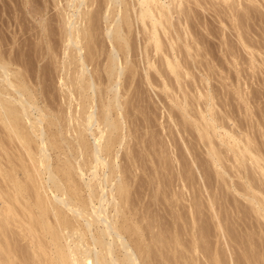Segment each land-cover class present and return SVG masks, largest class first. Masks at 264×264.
Here are the masks:
<instances>
[{"label": "rangeland", "instance_id": "1", "mask_svg": "<svg viewBox=\"0 0 264 264\" xmlns=\"http://www.w3.org/2000/svg\"><path fill=\"white\" fill-rule=\"evenodd\" d=\"M68 0H0V55L1 56H3L4 54H5V56H4V58H2V59H4V60H2L1 59V57H0V60L1 61H5V63H6V65L8 64L9 66L7 67V68H9L8 70H9V72H10V74H14V73H16V71L18 70V72L17 73H19L21 70H22V73H23V75H27V76H23L22 74H21V77H26L27 79H24L25 81H23V78L21 79V77H18V78H20V80H22V81H19V79L17 78V76H20V75H18V74H16V75H11V77H10V75H9V77H8V79L9 80H11L12 82H13V80L15 79V78H17V82L19 83V82H22V83H19V86H18V83L16 84V83H13V84H16L17 86L16 87H10V85H5L4 83H2L3 81L5 82L6 80H5V78H3V77H1L2 76V73H0V80L2 79L3 81L0 83V90H1V93H0V96L3 94V98H2V96H1V98H0V102H1V100H3L4 99V101L5 100H7V98L9 97V95H10V97L12 98V97H14V98H18V96H15V95H18V94H16V92L14 91V88H21L24 84H26V85H24L23 87H25L26 86V88H27V90L30 92V90H31V92L30 93H32V95H33V97L30 99L32 102L31 103H33V101H34V99H36V101H34V104L33 105H35L34 107H38V110H35V109H31V114H32V116L33 117H31L33 120H35L34 118H38V116L40 117V112H41V110L43 111V110H45V114L46 115H48L49 116V118L46 120H44L43 121V124H42V127H43V125L45 126L44 127V129H45V132H47L48 131V136L46 135V137L48 138V140H51V138H52V140H53V142L51 141H49L50 142V144L48 145V147L51 145H54V146H52V147H50V148H48V149H52V151L51 152H49V155L51 154L52 155V158H51V156H50V158H51V160L49 161V164H51V166H52V169L54 168V169H57V171L59 170V168H61V166L63 167V166H65V164L66 165H69V164H67L68 162H66L65 161V158H72L73 159V155H75V154H77V152H74V154L71 152L72 151V148H73V145H74V143H73V135H76L72 130H73V126H75L76 127V124H74V123H72L73 122V115H75L76 114V111H74L75 109L78 111L79 109H80V107L79 106H81V105H83L84 103H86V104H84V106H86V108H85V112H84V117H87V113L86 112H88V113H90L91 111H93V109L91 108V110H90V107L89 108H87V106H90V104H92V106H93V104L95 105V104H97V102H98V100L99 99H101L99 102L100 103H98L97 104V106L98 105H101L102 106V104L104 103V102H106L107 101V98H109L110 97V95H112L111 93H109V91L108 90H106L105 88H107V87H109L108 86V84L110 85V83L109 82H106L107 80H106V78H100L102 81L103 80H106L105 82L103 81V83H101V80H99V82L98 83H100V85H99V88L100 87H102V85L103 84H105L106 83V87H105V85H104V87L103 88H100V90L97 92L96 91V93H100L99 94V96H100V98H96V100H94V99H90L91 97H90V94L92 93V95L94 96V93L92 92V91H89V93L88 94H86V91L84 92V91H82V89L80 88V90H81V92H82V94H79V93H77V91L78 92H80L78 89L79 88H77V87H79V85H78V82L76 83L77 85H75L74 83L77 81V80H75L76 79V76H74L75 74L77 75V73H75V71L77 72V70H79L78 68H76L77 66H75L74 67V65H73V59H72V55L71 54H73V53H75V52H73V47H70V49H68V52H67V50H65V48H66V37H63V36H65V35H63L64 33H63V31L62 30H64L65 28H66V26H65V22L63 21L64 20V17H66L65 15L67 14V12L69 13V14H73V0H69L68 2H69V4H68V2H67ZM72 1V2H71ZM190 1V0H189ZM191 1H193V0H191ZM189 2V5H188V7H193V9H192V7L191 8H188V9H186L187 10V12H185V13H187L188 15V17L190 16V14L189 13H191L192 11V13H195V14H197V15H194V17L192 16H190V19H191V22H190V20H189V18L187 19V20H189V21H187V23H185V25L187 26V24L190 22V23H192V24H190L191 26H189V24H188V27H184V24L182 25L181 24V21H180V19L178 18V17H180V16H178V15H175V19H174V21L176 20V22L179 20L180 21V23H176L174 26H173V31L172 30H170L172 33H171V35H173V37H174V39H175V36L176 37H178V36H181L180 37V40L181 39H187V40H191L190 41V43L187 41H185L184 40V42H183V40L182 41H180L179 42V39L178 38H176L175 40H177L178 39V42L176 41V43H174V44H179V45H175L176 47L177 46H179V47H177L178 49H180V50H182L183 52L185 51V50H183V48L186 46V45H188V46H190L189 44H194V46H195V43H194V39H196V40H198L199 41V43L197 42V41H195V42H197V44H196V46L198 47L197 49H200V50H202V52L201 51H198V52H200L201 54H202V56H200L201 54L200 53H198L197 52V50H195L194 51V49H196V47H194L193 46V44H192V46H191V50H190V52H193V54H195V52H197L193 57H192V59L194 58L195 59V61H193V60H191V57H189V55H191V54H188V49L186 48V51L184 52V53H187V57H185L184 55V53L182 52V51H179V54L180 53H182V54H180V55H182V56H184V57H182V58H184V59H182V61L183 60H185V62H188V64L189 65H191V64H195L196 63V60H197V63H199L200 65H201V68L200 67H198V68H200L201 70H199V69H196L194 66L196 65H193V67L195 68H191L190 69V67L188 66V64H187V66L189 67H187L188 68V70H191L192 71V75H195V76H187L186 74V65H184L185 67L183 68V70L185 69V75H184V71L182 72V69H181V73H183V76H184V78H185V76H186V80L184 79V80H182L181 81V79H182V77H181V79H180V81H178L179 83H176L177 82V79L175 80V76L173 77V76H171V74H169L170 73V71L167 69H165V68H163L164 70H163V73L162 72H160L159 74L160 75H164L165 74V76L163 77V78H161V76H158V72H159V70H161L162 71V69H160V68H157L161 63H164V64H161V66L162 67H164L166 64H165V61H164V59H165V56H164V54H161V55H163V56H161L162 58H163V61L164 62H162L161 60H162V58L161 57H158V56H160V55H155V53H153V49H152V47H151V45H150V49H149V54H150V56L152 57V54H154V57H153V59L154 60H157L158 58L160 59V61L161 62H159L160 64L158 65V66H156V68L157 69H159L158 70V72H156L155 70H154V68L153 69H149V70H147L148 71V74H147V71H145V69H148V64H147V60H144V58H145V56H146V53H145V51L143 50L144 48L143 47H145V45H146V43H145V35H143V28L141 27L142 25H140V24H138L137 22H133L132 23V21H134V20H132V19H134V18H131V24H132V28H131V30L132 31H134V32H130V34H135V35H133V37H132V35H130V41H131V43L130 44H136L137 43V45L136 46H134V48H135V52H134V54H131L130 56H131V62H132V64L134 65V66H136V68L138 67V66H140V67H138L137 69H134L135 67L134 66H132V64H128V66H130V68L132 67H134L133 69L135 70H133L134 71V73H136L137 71V75L135 76V74L133 75V74H131L132 72V70H130V68H128V66L126 65V70L127 71H125L126 73H128V76L131 74L132 75V77H134V78H132V77H130L129 76V78H131L132 80H129L128 82H130L129 84H127V85H125V84H122V83H125V82H123L124 80H127V74H126V76H124L123 75V77H122V79L123 78H125L124 80H120L119 81V85L117 86V88H119V93H121V95H123V96H121V103L123 104V111H118V109L117 108H115V110L112 108V107H110V109H111V114H113V115H110L111 116V120L113 121V122H115V120H120L119 122H115L117 125H119V123H120V127H123V132H122V130L120 129V131L119 132H117V138H116V140H115V142L117 143V144H119L120 142H121V138H122V136L121 135H125V136H123V137H125V142L123 143L124 145H122L121 147L119 146V145H117V144H115L114 145V147H113V150L115 151V153H116V149H117V151H120L119 152V158L118 159H113L114 157V153H112V155L113 156H108V161L109 160H111V161H109V162H112V160L113 161H115L117 164H119L120 163V168L119 169H117L116 170V173L117 174H123L124 172V174L122 175V178H124V179H122L123 180V182L124 183H126V182H130V183H132V184H130L129 182L128 183H126L127 185H129V186H126V188H127V190H130L129 192H132V193H128V195H129V197H128V201H129V205H131V206H134V205H136V206H134V207H136V208H134V209H136V211L135 212H138L139 213V215H137L138 217H140L141 215V217H142V219L144 218V220H140L141 222H142V224L143 225H141V223H140V221L138 222V221H131L132 222V224H133V222L135 223V224H137V225H135V224H130V222H129V220L128 221H126L125 223H124V225H123V227L122 228H124L123 230H125V231H123L124 232V234H127V235H125L126 236V239H127V241L131 244V247L132 246H134V247H132L134 250H135V254L136 255H138V257H139V259H140V261H141V263L142 264H188V262L187 263H185L186 262V260L188 259V260H190V261H192V258L190 259V257H188L187 255H192L193 256V254L192 253H194V252H196V251H198L197 253L199 254L198 255V257H199V260L201 261V259H204L205 258V255H204V253H203V255H202V253H199L200 251L199 250H201L202 252H205V245H204V243H205V240L204 239H207L208 241H207V244H206V246H208L210 249H217L216 251H218V249H219V252L220 253H223V254H221V255H224V254H229L228 253V251L230 250L229 249V247H228V249H226L225 251H227V252H223L224 251V247L226 246L225 244H226V242L225 241H223L224 239L225 240H230L229 239V237L228 236H231V235H228L229 234V230H230V234H233L232 232H236V234H237V236H238V233L239 232H241L242 233V230H245L244 232H246V236H245V239H247L246 237H248V238H250L251 236H252V234H253V236H254V241L256 242V240H257V242L258 243H256L257 245H256V248L258 249L259 247L258 246H263L262 248H260L261 250V253H264V252H262V251H264V229H263V225H264V219H261V218H263V216H264V210H262L263 211V213L262 212H258L257 211V209H258V205L256 204V205H254V202H252V201H250V202H252L253 204L251 205V203L250 202H248V200H249V198H247L246 196H247V193L248 194H251V195H253V196H255L258 200H260L261 199V201L260 202H262V200H263V204H264V188H263V186H264V174L260 171V170H258V168L256 167V166H258L257 165V163L256 164H254L255 162H250V161H252L251 159H250V163L247 161V159L249 160V158H250V155H249V158H248V155H247V159H243L245 162H244V164L246 165H244V167H243V165H241L242 166V168L244 169H240V166H239V163H237L238 161H235L236 159H238L237 157H235L236 155H238V154H240V150H235V153L236 154H234L233 152H234V150H232V149H230V145L231 144H229V145H227L229 142L227 141L228 139H230V137L229 136H227L228 137V139H227V137L225 136L224 137V134H226V132L229 134V133H231V134H229L230 136H233V137H235V139L238 141V142H241V139L240 138H242L243 140H244V142H246L245 140H248V139H251L250 140V143L249 144H247V145H249V147L251 148V146H253L254 147V149L256 148L257 150H252L253 152H255L256 154H257V156H258V158L260 157L261 158V156H260V154H263L264 155V151H260V150H264L263 149V147H264V62L262 61V64H261V60H264V58L262 59V56L264 55V8H262V6L264 7V0H257V1H259V2H257L256 0H254V1H256V3L253 1V5L252 4H250V3H252V2H248L247 0H244V2H243V0H239V5H241L242 6V4L243 3H245V7L244 8H247L246 7V3H247V6H252V9H251V7H250V10L249 9H247L248 10V14L249 13H251V10H252V12L253 13H251V14H246L245 15V13L246 12H244L243 11V13H241L242 12V9H243V7L241 8V6H237L236 7V5H238L237 3H236V5L235 4H233L234 2H236V1H238V0H235L233 3H232V1L230 0L229 1V3H228V5H229V7H228V5H227V3H226V5H227V7L228 8H226V5H225V3H223V2H225L224 0H217V2H216V0H215V2H214V0H201L202 1V3L203 4H206V2H208L205 6L207 7V9L205 10V8L206 7H203L201 4H199V3H195V2ZM195 1V0H194ZM204 1V2H203ZM241 1L243 2L242 4H241ZM134 2V3H133ZM133 2H132V0H128V3H129V7H130V9H131V6H134L133 4H135V1L133 0ZM215 3L214 5H216L215 7L213 6V4H211V3ZM261 2V3H260ZM133 3V4H132ZM186 3H188V2H185V6H186ZM191 3V4H190ZM193 3H195L196 5H193ZM211 5H210V4ZM222 3V4H221ZM231 3L235 6V11H233V6L231 5ZM254 3H255V5L257 6H255L254 5ZM197 4H199V5H201L200 7L199 6H197ZM220 4V5H219ZM223 4H224V6H223ZM249 4V5H248ZM261 4V5H260ZM95 6H96V4H95ZM94 6V7H95ZM197 6V7H196ZM254 6V7H253ZM195 7V8H194ZM211 7V8H210ZM222 9H221V8ZM231 7H232V11H233V13L235 14V13H237V11L239 12V10L241 11V12H239V14H241V16H243L244 18H246V17H250V18H247L246 20H245V23L247 22V20H249L248 21V23H246V26H247V24L249 25V26H247V27H249L250 28V26H251V23H252V28H250L251 29V33H247V30L249 31L250 29H247V27H245V31H246V33L248 34L247 36H246V34H245V38H244V40H247V42H248V40H252L253 41V44H252V41L250 42V44L251 45H254V46H252L251 47V45H249V43L247 44V42H246V44H247V48H245L242 44H241V42H240V44H238L237 43V40L238 39H236L237 37H235L234 36V34H236L235 32H236V30H234V32H233V34H232V29L231 28H234V26H232V23L233 22H229L228 23V21H231V15L233 14L232 13V11L230 10L231 9ZM96 8V7H95ZM95 8H93V11H95ZM199 8V9H198ZM204 9V11H203V9ZM254 8H256L257 10H259L260 8H262V9H260V15H259V13H257V10L256 9H254ZM198 9V10H197ZM215 9H217V12H216V10ZM218 9L219 10H222L223 12L221 13L222 14V17L220 16H218V12H220V11H218ZM228 9V10H227ZM201 10V11H200ZM245 11H247L246 9H244ZM255 10H256V12H255ZM67 11V12H66ZM191 11V12H190ZM194 11H197V13L196 12H194ZM208 11V13H206ZM224 11H231V12H229V13H231V15L228 13V12H224ZM213 12H216V13H218L217 15H216V13L214 14ZM64 13H65V15H64ZM191 13V14H192ZM254 13H255V15H254ZM220 14V15H221ZM243 14V15H242ZM263 14V15H262ZM61 15V16H60ZM193 15V14H192ZM199 15V16H198ZM203 15V16H202ZM215 15V16H214ZM224 15V16H223ZM227 15H230V16H227ZM236 16L238 15V13L237 14H235ZM248 15V16H247ZM253 16V17H251V16ZM201 16V18H199ZM219 17V18H217V17ZM240 15H238V17L239 18H242L243 19V17H241ZM256 16H257V18H256ZM133 17H135V16H133ZM204 17V18H203ZM209 17V18H208ZM227 18V22L225 23V21L223 22L221 19H223L224 20V18ZM262 19H261V18ZM61 18H63V20L61 19ZM254 20H253V19ZM255 18L258 20H255ZM192 19H195V20H193L192 21ZM206 19V20H205ZM210 21H209V20ZM214 21H213V20ZM241 19V20H242ZM197 20V21H196ZM203 20V21H202ZM241 20H239L238 19V22L237 23H242V21ZM251 20H252V22H251ZM261 20V21H260ZM173 21V22H174ZM199 21V22H198ZM241 21V22H240ZM253 21H254V23H253ZM62 22V23H61ZM196 22V24L199 26H195V23ZM201 22V23H200ZM207 22V23H206ZM223 22V23H222ZM249 22H250V24H249ZM255 22L257 23V24H255ZM259 22V23H258ZM105 23V24H104ZM199 23L201 24V25H199ZM220 23V24H219ZM244 23V22H243ZM242 23V24H243ZM245 23L243 24V25H245ZM261 23V24H260ZM101 24H103L102 25V28H100V29H104L105 30V28H107V23L106 22H101ZM101 24H100V27H101ZM178 24V25H177ZM210 24V25H209ZM212 24V25H211ZM224 24V25H223ZM226 24V25H225ZM231 24V25H230ZM241 24V25H242ZM261 26H260V25ZM134 25V26H133ZM140 25V28H142V29H140L138 26ZM180 25V27L181 26H183L184 28H186V30L184 31L183 30V27H181L182 28V30L184 31H182V33H181V35H179L178 33H179V31L181 30L180 29V27H178V30H177V27L176 26H179ZM234 25V24H233ZM241 25H240V27H241ZM257 25H259V26H257ZM137 26V27H136ZM202 26V27H201ZM214 26V27H213ZM220 26V27H219ZM226 26H229V27H226ZM232 26V27H231ZM190 27H192V28H194V29H196V28H199V29H196V30H194V29H192V30H190V32L192 31V32H194V31H196V32H194V34L195 35H193V34H191V33H189V31H187ZM206 27H208V28H206ZM218 27V28H217ZM223 27V28H222ZM43 28V29H42ZM64 28V29H63ZM136 28V29H135ZM139 28V29H138ZM174 28H176V29H174ZM188 28V29H187ZM203 28V29H202ZM217 28V29H216ZM242 29H243V27H241ZM262 28H263V30H262ZM23 29V30H22ZM45 29V30H44ZM138 29V30H137ZM170 29H172L171 27H170ZM220 31H219V30ZM222 29V30H221ZM241 29V30H242ZM253 29L255 30L254 32H253ZM175 30V31H174ZM201 30V31H200ZM213 32H212V31ZM227 31V32H224V31ZM241 31L242 33L243 32H245V31ZM262 30V31H261ZM44 31V32H43ZM46 31V32H45ZM102 31V30H101ZM101 31H99V32H101ZM169 30H168V32H170ZM178 31V33H176ZM188 32L187 34H188V36H190V39H188L186 36H185V32ZM198 31V32H197ZM206 33H205V32ZM137 32V33H136ZM141 32V33H140ZM161 32H162V30H161ZM174 32V33H173ZM222 32V33H221ZM63 33V34H62ZM138 33H140V35L138 34ZM203 33V34H202ZM205 33V34H204ZM208 33V34H207ZM216 33H218V34H216ZM223 33H224V35H223ZM228 34V36L226 35V34ZM46 34V35H45ZM48 34V35H47ZM137 34V35H136ZM143 36H142V35ZM175 34V35H174ZM177 34V35H176ZM182 34H184V36H182ZM191 34V35H190ZM197 34V35H196ZM203 35L202 37H200L201 35ZM230 34V35H229ZM161 35H163V36H161L163 39H165V41L163 40L162 42H165V45L164 46H166V45H170V40L172 41L173 40V38L171 39V35H167V34H165V35H167V36H165L164 35V33L163 34H161ZM208 35V36H207ZM210 35V36H209ZM211 35H213V36H211ZM218 35V36H217ZM226 35V36H225ZM253 35V36H252ZM263 35V36H262ZM44 36V37H43ZM140 36H142V37H140ZM164 36H165V38H164ZM197 37V38H195V37ZM199 36V37H198ZM208 37L207 38V40H210V41H205L206 40V37ZM218 38H216V37ZM221 36H225L224 37V40H225V38L227 37L228 38V40H229V42H231L230 44L229 43H227L228 42V40H227V38H226V40L227 41H223L222 39H223V37L221 38ZM234 36V37H233ZM43 37V38H42ZM62 37V38H61ZM102 37V36H101ZM166 37H168V38H166ZM169 37H170V40H168L169 39ZM192 37V38H191ZM205 37V38H204ZM247 37H250V38H247ZM260 37H262V38H260ZM41 38V39H40ZM63 38H65V39H63ZM194 38V39H193ZM199 38V39H198ZM201 38H203V39H201ZM247 38V39H246ZM256 38V39H255ZM15 39V40H14ZM43 39V40H42ZM47 39V40H46ZM133 39H134V41H135V43H134V41H133ZM142 39V40H141ZM200 39H201V41H202V43H201V45H202V47L200 48L199 46H201V45H199L200 44ZM215 39V40H214ZM260 39H261V41H263V43L260 41ZM45 40V41H44ZM65 42H64V41ZM166 40H168V41H166ZM175 40H173V42H175ZM221 40V41H220ZM233 40V41H232ZM256 40V41H255ZM257 40H259L258 42H257ZM47 41H49V42H47ZM133 41V42H132ZM142 41V42H141ZM205 41V42H204ZM214 41V42H213ZM255 41V42H254ZM25 42V43H24ZM47 42V43H46ZM140 42L142 43V44H140ZM166 42H168V43H166ZM186 42V44H184ZM204 42V43H203ZM207 42H208V44H207ZM221 42H226L227 43V46L229 47V45H230V47L228 48V47H225L226 46V43L225 44H223V46H224V48H226V51L222 48L223 46L221 45ZM234 42H235V44H234ZM238 42H239V40H238ZM245 42V41H244ZM260 42V43H259ZM24 45H23V44ZM144 43V44H143ZM210 43V44H209ZM216 43V44H215ZM219 43V44H218ZM257 45L256 47L257 48H253V47H255V44ZM262 43V44H261ZM48 46H47V45ZM65 44V45H64ZM164 44V43H163ZM206 44V45H205ZM214 44V45H213ZM229 44V45H228ZM234 44V46H231V45H233ZM236 44H237V46H236ZM22 45V46H21ZM28 45V46H27ZM35 45H37V46H35ZM183 45V46H182ZM199 45V46H198ZM221 45V46H220ZM252 48H250L249 46ZM261 47H260V46ZM19 46V47H18ZM183 47V48H180V47ZM207 46H209V50L210 51H213L212 52V58L211 57H207V56H209V55H207L209 52V50H208V47ZM215 48H214V47ZM219 46V47H218ZM240 48H239V47ZM20 47L22 48V50H23V52H21V53H18V50H20L21 51V49H20ZM38 47H39V49H38ZM40 47H42L41 49H40ZM221 47V48H220ZM233 47V48H232ZM238 47V49H236ZM242 47H244V51L243 52H248V51H250V52H248V54L249 53H252V52H255V55H253V56H255L256 58H254V59H256V61H254V59L251 57L252 56V54H249V57L251 58V59H253V60H251L250 58H247L246 57V61H248L247 59H250L249 60V63L250 62H252V64L250 63V64H248V62H246L245 63V61L243 60L244 58L242 57V56H240V55H243V54H245V53H243L242 54V50H243V48ZM17 49V51H16V49ZM72 48V49H71ZM139 48H141L140 50H139ZM203 48V49H202ZM205 48L208 50H205ZM214 48V49H213ZM218 48V49H217ZM228 48V49H227ZM230 48H232L231 50L232 51H230V53L233 55H231V54H229V52L227 51V50H229ZM235 48V49H234ZM249 48L251 49V50H249ZM259 48H260V50H259ZM49 49V50H48ZM137 49V50H136ZM185 49V48H184ZM225 51V54H224V52L222 51ZM245 49H246V51H245ZM256 49H258V50H256ZM15 50V51H14ZM40 50V51H39ZM47 52H46V51ZM142 50L144 51V53L142 52ZM166 50H167V46H166ZM193 50V51H192ZM239 54H236V52ZM248 50V51H247ZM253 50V51H252ZM13 51V52H12ZM19 51V52H20ZM39 51V52H38ZM43 51H45V52H43ZM64 51L65 52H67V53H69L68 54V56H67V54H66V56H64L65 55V53H64ZM71 53H70V52ZM104 51H106L105 49H104ZM141 51V52H140ZM152 51V53H150ZM168 51V50H167ZM204 51V52H203ZM205 51L206 52H208V53H205ZM216 51V52H215ZM233 51H234V53H235V55L237 56H234V53H233ZM240 51H241V54H240ZM3 52H4V54H3ZM6 52V53H5ZM12 53V55H11V53ZM15 52V53H14ZM27 52V53H26ZM36 52V54H34ZM41 52H43V53H41ZM221 52V53H220ZM259 52H262V53H259ZM16 53H18V54H16ZM22 53H26V54H24V56L22 55ZM204 53V54H203ZM215 54V56H213L214 54ZM229 54V56H230V58L232 59H230L231 61H234L233 63H234V65L235 66H237L236 68L235 67H233V65H232V62L229 60V56H228V54ZM259 53V54H258ZM7 54H8V56H9V58L7 57ZM136 54V55H135ZM145 56H144V55ZM184 54V55H183ZM192 54V55H193ZM198 54V55H197ZM210 54V53H209ZM217 54H219V55H217ZM223 54V55H222ZM247 54V55H248ZM261 54V55H260ZM37 55V56H36ZM41 55V56H40ZM69 55H71L72 57H70ZM74 55V54H73ZM135 55V56H134ZM138 55V56H137ZM205 55H207V56H205ZM217 55V56H216ZM257 55V56H256ZM260 55V56H259ZM13 58H11V57ZM19 56V57H18ZM36 56V57H35ZM104 56V55H103ZM156 56L158 57V58H156ZM197 56L199 57V59L197 58ZM205 56V57H204ZM221 56V57H220ZM239 56H240V58L241 59H239ZM245 56H246V54H245ZM20 57H22L23 59H21ZM69 57V58H68ZM203 57V58H202ZM206 57L208 58V60H209V58L211 59V62H215V64H213V63H209V65H206L208 62H206V61H208V60H206ZM216 57H219V58H216ZM233 57V58H232ZM260 57H261V59H260ZM264 57V56H263ZM17 58V59H16ZM66 58V60H63V59H65ZM104 58H105V56H104ZM106 58H107V56H106ZM135 58H136V60H135ZM156 58V59H155ZM188 58V59H187ZM190 58V59H189ZM197 58V59H196ZM216 58V59H215ZM228 58V59H227ZM236 58H238V59H236ZM243 58V59H242ZM8 59V60H7ZM70 59H72V60H70ZM141 59V60H140ZM143 59V60H142ZM146 59V58H145ZM180 59H181V57H180ZM186 59H187V61H186ZM201 59H203V61L205 62V67H204V63H200V62H202V60ZM259 59H260V61H259ZM14 60V61H13ZM15 60H18V62L17 61H15ZM21 60V61H20ZM24 60V61H23ZM103 61V63L105 62V59L103 60V58L101 59L100 58V63ZM188 60H190V61H188ZM199 60V61H198ZM201 60V61H200ZM213 60V61H212ZM218 60V61H217ZM220 60V61H219ZM224 60L226 61V62H224ZM230 61L231 62V64L230 63H228V61ZM240 61L241 62V64H240V62H238V61ZM8 63H7V62ZM11 61H13V62H11ZM70 61V63H68V62ZM133 61H135V63H133ZM139 61V62H138ZM145 61V62H144ZM158 61V60H157ZM222 61H223V63H222ZM236 61V62H235ZM3 62H1V63H3ZM12 64H11V63ZM15 62H17V63H15ZM66 62V63H65ZM71 62H72V66L70 65L71 64ZM99 62V61H98ZM145 64H144V63ZM154 62H156V61H154ZM184 62V61H183ZM184 62V64H186ZM189 62H192L191 64L189 63ZM255 62H257V63H255ZM20 63V64H19ZM63 63V64H62ZM103 63L102 64H99V63H92V62H90V68H89V70H90V72L91 71H93V70H95V73H96V75H97V73H98V78H97V80L99 79V70H103V69H105V66L103 65ZM138 63V64H137ZM140 63V64H139ZM219 63V64H218ZM225 63V64H224ZM235 63H237L238 65H236ZM244 63V64H243ZM23 64V65H22ZM65 64H67V65H69V66H65ZM137 64V65H136ZM158 63L156 62V65H157ZM219 66H218V65ZM17 65V66H16ZM76 65V64H75ZM96 65V68L94 67ZM97 65H98V67H97ZM99 65H102V67H104V68H102L101 66H99ZM142 65V66H141ZM147 65V66H146ZM164 65V66H163ZM200 65H196V66H200ZM211 65H213L212 66V68H211V72H210V74L209 75H207L209 72V68L211 67ZM216 67H215V66ZM221 65V66H220ZM227 65V66H226ZM244 65V66H243ZM249 65V66H248ZM251 65H254V66H251ZM255 65H257V66H255ZM259 65H260V67H259ZM261 65H263V66H261ZM24 68H22V67ZM65 68H64V67ZM71 66V67H70ZM94 67L93 68V70H92V67ZM145 67V69H144V67ZM206 66H210L209 68L207 67L206 68ZM224 66V67H223ZM247 68H246V67ZM11 67V68H10ZM43 67H45V69L43 68ZM66 67H67V69H66ZM101 69H100V68ZM203 67L204 68H206L207 70H205V69H203ZM213 67L214 68H216V70L215 71H217L218 72V74L219 75H217V72H214L213 73V71H214V69H213ZM223 67V68H222ZM230 67V68H229ZM251 67V68H250ZM76 70H75V69ZM143 68V69H142ZM155 68V69H156ZM218 68V69H217ZM220 68V69H219ZM228 68V69H227ZM239 69V71H238V69ZM20 69V70H19ZM25 69H26V71H25ZM42 69V70H41ZM74 69V70H73ZM98 69V70H97ZM156 69V70H157ZM226 69V70H225ZM231 69V70H230ZM240 69L242 70V71H240ZM251 69V70H250ZM253 69V70H252ZM255 69V70H254ZM102 70H101V73H102ZM165 70L166 71H168L167 72V74H166V72H165ZM196 70V71H195ZM202 70H204L203 72H202ZM219 70V71H218ZM221 70V71H220ZM229 70V71H228ZM25 71V72H24ZM41 71V72H40ZM44 71V72H43ZM96 71H98V72H96ZM128 71H130V73L128 72ZM141 71V72H140ZM143 71H145V72H143ZM208 73H207V72ZM224 71V72H223ZM240 73V74H237L238 72ZM244 71H246V72H244ZM249 71V72H248ZM73 72L75 73L74 75H73ZM149 72H150V74H151V80L149 79L148 80V77H150L149 75ZM152 72V73H151ZM165 72V73H164ZM222 72V73H221ZM21 73V72H20ZM19 73V74H20ZM69 73V74H68ZM94 72H92V74H93ZM94 73V74H95ZM195 73V74H194ZM198 73V74H197ZM214 75H213V74ZM221 73V74H220ZM45 74V75H44ZM91 74V73H90ZM139 74V75H138ZM141 74H143V75H141ZM148 76H147V75ZM157 74V75H156ZM191 74V73H190ZM155 75V76H154ZM166 75H167V77H168V80H167V78H166ZM182 75V74H181ZM189 75V74H188ZM207 77H206V76ZM220 75H221V78H220ZM222 75H224V76H222ZM227 75V76H226ZM228 75H230L229 77H228ZM240 75V76H239ZM16 76V77H15ZM69 77V79H68V77ZM74 76V79L73 78H71V77H73ZM140 76V77H139ZM170 76V77H169ZM211 76H212V78H211ZM215 76V77H214ZM218 76H219V78H218ZM233 76H237L236 78L235 77H233ZM246 76V77H245ZM13 77V78H12ZM39 77H41V78H39ZM94 77L96 78V76L94 75ZM147 77V78H146ZM156 77V78H155ZM210 79H209V78ZM231 77V78H230ZM166 78V79H165ZM172 78H174L173 80H172ZM208 78V79H207ZM214 78V79H213ZM216 78V79H215ZM240 78V79H239ZM13 79V80H12ZM139 79V80H138ZM140 79H142V80H140ZM145 79V80H144ZM155 79H158V80H155ZM165 79V80H164ZM213 79V80H212ZM223 79V80H222ZM26 80H27V82H26ZM71 80V81H70ZM75 80V81H74ZM97 80H96V82H97ZM170 80L172 81L171 83H173V84H171L170 83ZM175 80V81H174ZM220 80V81H219ZM15 82H16V80H14ZM66 81V82H65ZM138 81V83H136ZM145 81H147V83L145 82ZM164 81V82H163ZM167 81V82H166ZM184 81V82H183ZM197 81V82H196ZM226 81V82H225ZM235 81V82H234ZM239 81V82H238ZM7 82V81H6ZM74 82V83H73ZM127 82V83H128ZM135 82V83H134ZM156 82V83H155ZM161 82V83H160ZM168 82H169V84H168ZM183 82V83H182ZM194 82V83H193ZM199 82V83H198ZM211 82V83H210ZM24 83V84H23ZM68 83V84H67ZM97 83V84H98ZM153 83V84H152ZM155 83V84H154ZM158 83H159V86H158ZM163 83H165V85H167V86H165L164 87V85H163ZM167 83V84H166ZM181 83V85H179ZM185 83V84H184ZM197 83H198V87H197ZM202 83V84H201ZM204 83V84H203ZM223 83V84H222ZM1 84L2 85H5V86H1ZM6 84H8V83H6ZM21 84H23L22 86H21ZM65 86H64V85ZM70 84V85H69ZM121 84V85H120ZM142 84V85H141ZM148 84V85H147ZM151 84V85H150ZM176 84V85H175ZM233 84V85H232ZM31 85V86H30ZM66 85H69V86H66ZM125 85V86H124ZM130 85H132L131 87H130ZM138 85V86H137ZM154 85V86H153ZM160 85H161V87H160ZM186 87H185V86ZM200 85H204L203 87L202 86H200ZM213 85V86H212ZM73 86H75L76 87V89L77 90H75V87H74V90H75V93L73 94V92H74V90L72 89L73 88ZM97 86V88H98V85H96ZM129 86V87H128ZM137 86V87H136ZM170 86H172V89H170L171 87ZM181 86V88L182 89H180V88H178V87H180ZM189 86H191V87H189ZM206 86H207V88H206ZM224 86V87H223ZM233 86V87H232ZM2 87V88H1ZM6 87H8V88H6ZM129 88L128 90L126 89V88ZM168 88L167 89V91L165 90V89H163V88ZM177 87V88H176ZM185 89H184V88ZM193 87H194V89H193ZM214 87V88H213ZM229 87V88H228ZM232 87V88H231ZM239 87V88H238ZM4 88H5V91H4ZM11 88H12V91L14 92H12L11 91ZM29 88H31V89H29ZM40 88V89H39ZM70 88V89H69ZM98 88V89H99ZM124 88V89H123ZM153 88H155V89H153ZM173 88L176 90H173ZM206 88V89H205ZM218 88V89H217ZM221 88V89H220ZM225 88V89H224ZM2 89H3V91H4V93H3V91H2ZM6 89L8 90V89H10V90H8V92H10V93H8L7 91H6ZM33 89V90H32ZM67 89V90H66ZM97 89V90H98ZM101 89H105L104 90V92L103 93H101L100 91H101ZM122 89V90H121ZM135 89H136V91H135ZM169 89H170V91H169ZM185 91H184V90ZM192 89V90H191ZM200 91H199V90ZM202 89H203V91H202ZM227 89V90H226ZM141 90V91H140ZM183 90V91H182ZM188 90V91H187ZM208 90V91H207ZM209 90H210V92H209ZM221 90V91H220ZM224 90V91H223ZM122 91V92H121ZM130 91V92H129ZM134 91V92H133ZM138 91V92H137ZM145 93H144V92ZM172 91V92H171ZM182 93H181V92ZM215 91V92H214ZM12 92V93H11ZM67 92V93H66ZM69 92V93H68ZM80 92V93H81ZM108 92V96L107 95H105V96H103L104 94H106ZM166 92V93H165ZM170 92V93H169ZM179 92V93H178ZM193 92V93H192ZM199 92V93H198ZM202 92V93H201ZM217 92V93H216ZM222 92V93H221ZM5 93L7 94L6 96H5ZM95 93V94H96ZM123 93V94H122ZM125 93V94H124ZM133 93V94H132ZM142 93V94H141ZM207 93H209L210 94V97H209V95L207 94ZM215 93V94H214ZM12 94V95H11ZM14 94V95H13ZM84 94V97H83V100L81 99H78V98H81V96ZM101 94H102V96L103 97H105L106 98V100L104 101L103 99L104 98H102L101 97ZM130 94H132V95H130ZM168 94V95H167ZM177 94V95H176ZM179 94V95H178ZM217 94V95H216ZM35 95H37V96H35ZM78 95V97H77V99L78 100H80L82 103H83V101H84V98H86V99H90L88 102H90V103H88L87 101H86V99H85V101H84V103L82 104H80V101H78L74 96H77ZM87 95H89V98L88 97H86ZM127 95V96H126ZM140 95V96H139ZM177 97H175V96ZM196 97H195V96ZM206 95H208V96H206ZM8 96V97H7ZM98 96V95H97ZM98 96V97H99ZM169 96H171V97H169ZM174 96V97H173ZM188 96V97H187ZM6 97V98H5ZM28 97V96H27ZM35 97V98H34ZM75 98V99H73V98ZM187 97V98H186ZM192 97V98H191ZM208 97H209V99H208ZM14 98H12V99H14ZM29 98H30V96H29ZM130 98V99H129ZM138 98V99H137ZM181 98V99H180ZM189 98V99H188ZM204 98V99H203ZM98 99V100H97ZM109 99H112V98H109ZM194 99V100H193ZM200 99V101H198ZM243 99H245V102H244V100ZM127 100H128V102H127ZM130 100V101H129ZM135 100V101H134ZM185 100H186V102H185ZM190 100V101H189ZM193 100V101H192ZM210 100L212 101V102H210ZM78 101V102H77ZM94 101V102H93ZM103 103H102V102ZM109 101V100H108ZM125 101V102H124ZM204 101V102H203ZM247 101V102H246ZM110 102L112 103L113 102V100H110ZM124 102V103H123ZM177 102V103H176ZM184 102V103H183ZM194 102H196V103H194ZM206 102V103H205ZM209 102V103H208ZM37 103V104H36ZM79 103V104H78ZM89 105H88V104ZM108 103V102H107ZM187 103H189V104H187ZM191 103V104H190ZM200 103H202L201 105H200ZM211 103V104H210ZM248 105H247V104ZM14 104V103H13ZM12 104V105H13ZM113 104V103H112ZM112 104H110V105H112ZM182 104V105H181ZM203 104H204V106H203ZM128 105H130V106H128ZM135 105H137V106H134ZM186 107H185V106ZM197 105V106H196ZM209 105H212V110H210V109H208L209 108ZM215 105V106H214ZM14 106V105H13ZM79 108H78V107ZM96 106V105H95ZM97 106L95 107V108H97ZM101 106H98L99 108H97L96 110H95V112L96 113H98V111H99V113H100V116H102L101 114H102V112L104 113V111L106 110L105 109V107H101ZM178 106V107H177ZM181 106H184L185 107V110L187 109V107H188V111L186 110V111H184V112H182V110H183V107H181ZM198 106H201V107H198ZM208 108H207V107ZM102 108V112H100L101 110H99V109H101ZM115 107V106H114ZM191 107H193V108H191ZM197 107V108H196ZM205 107V108H204ZM40 108V109H39ZM103 108L105 109V110H103ZM180 108V109H179ZM83 109V108H82ZM87 109V110H86ZM182 109V110H181ZM194 109V110H193ZM113 110V111H112ZM181 110V111H180ZM193 110V111H192ZM195 110H197L196 112H194ZM210 110V111H209ZM74 111V112H73ZM90 111V112H89ZM213 111V112H212ZM44 112V111H43ZM71 112V113H70ZM113 112V113H112ZM120 112V114H121V116L118 114ZM83 113V112H82ZM86 113V114H85ZM98 113V114H99ZM129 113V114H128ZM188 113V114H187ZM192 113V114H191ZM196 113V114H195ZM200 113V114H199ZM67 114V115H66ZM71 114H72V116H71ZM123 114H124V116H123ZM204 114L206 115V117H213L215 120V122H217V123H214V126H215V124H216V126H215V128H216V130H215V128H214V126H213V130H212V135L210 136V139L213 141L212 143H211V141H210V146H211V144H213L211 147L212 148H214V149H216V151L218 150L219 151V153H220V155H221V160H223V162L222 161H220V164H216L215 162H214V160H213V158L212 157H210V155H208L209 154V145H207V144H209L207 141L208 140H202L201 139V137H200V133H199V128H201V129H204L205 128V126H203L204 128H202V125H206V121H204V120H202V117L201 116H204ZM117 115V116H116ZM186 115V116H185ZM189 115V116H188ZM213 115V116H212ZM35 116V117H34ZM82 117H83V114L81 115ZM81 117V118H82ZM83 117V118H84ZM123 117H125V118H123ZM58 118H60V120L58 119ZM82 118V119H83ZM113 118V119H112ZM53 121H56V119H57V122L58 123H60V121L62 122V123H60V124H58L57 122L55 123V122H53ZM70 121H69V120ZM115 119V120H114ZM125 119V120H124ZM66 120V121H65ZM124 120V121H123ZM197 120V121H196ZM200 122H199V121ZM50 121H52L53 122V124L54 125H56L55 127H53L54 125L52 124V122H50ZM127 121V122H126ZM210 121V120H209ZM220 121V122H219ZM0 122H1V120H0ZM23 122V121H22ZM24 122H26L25 123V127H27V129H28V121L26 120V121H24ZM23 122V123H24ZM46 122V123H45ZM69 122H70V125H69ZM74 122H77V120L76 121H74ZM122 122H123V124H122ZM126 122V123H125ZM197 122V123H196ZM22 123V124H23ZM151 123V124H150ZM203 123V124H202ZM221 123H222V125H221ZM1 124V123H0ZM47 124H50V125H48L47 126ZM52 124V125H51ZM65 124V125H64ZM68 124V125H67ZM72 124V125H71ZM24 125V124H23ZM123 125V126H122ZM125 125V126H124ZM196 125H198V126H196ZM0 126H2V125H0ZM51 127V131H49L50 130V128L48 129V127ZM57 126H62V128L60 127H57ZM65 126V127H64ZM201 126V127H200ZM221 126V127H220ZM53 127V128H52ZM72 127V128H71ZM199 127V128H198ZM218 127V128H217ZM227 129H225V128ZM2 128H3V126H2ZM57 128V129H56ZM26 129V130H27ZM60 129V131H63V132H61L60 133V131L59 132H56V130H59ZM65 130V132H64V130ZM69 129H71V131L70 132H68V130ZM96 129V128H95ZM0 130H2L1 129V127H0ZM3 130H4V128H3ZM2 130V131H3ZM150 130V131H149ZM162 130V131H161ZM221 130V131H220ZM223 130V131H222ZM96 131V130H95ZM1 132V131H0ZM6 132V131H5ZM4 132V133H5ZM53 132V133H52ZM57 134H56V133ZM224 132V133H223ZM3 133V134H4ZM58 133H60L59 135H61L60 137L62 138V140L64 141H62L61 140V138L58 140V138H59V135H58ZM72 133H74V134H72ZM118 133H119V136H118ZM121 133H123V134H121ZM3 134L2 133H0V136L2 135V137H3ZM6 134V133H5ZM54 134H55V137H54ZM85 134V133H84ZM51 135H53V136H51ZM62 135H63V137H62ZM72 135V136H71ZM116 135H115V137H116ZM223 135V136H222ZM244 135V136H243ZM6 136V135H5ZM5 136L3 137V138H5ZM58 136V137H57ZM85 140H86V142H87V144H88V142L89 141H93V139L94 138H92L91 136H88V134L86 135L85 134ZM0 138V140L1 141H5V139H6V142H7V138H5V139H3V138ZM90 137V138H89ZM119 137V138H118ZM220 137H221V139H220ZM224 137V138H223ZM247 137V138H246ZM50 138V139H49ZM56 138V139H55ZM64 138V139H63ZM86 138H88V139H86ZM68 139V140H67ZM90 139V140H89ZM118 139V140H117ZM121 139V140H120ZM222 139H224V140H226V143H225V141L224 140H222ZM233 138L231 137V139L229 140L230 141V143H233L232 140ZM56 140L60 143L61 141L63 142V144L62 145H66L67 144V146L68 147H66V146H63L62 147V145L61 144H59L58 146L59 147H62L61 149L60 148H58V149H60V150H57V145H56ZM69 141V142H71L72 144H68V142H66V141ZM84 140V141H85ZM88 140V141H87ZM120 140V141H119ZM127 140V141H126ZM243 140H242V142H241V144L240 143H238L240 146V148H242V149H244V147L246 146V144L243 142ZM254 140V141H253ZM37 141V142H36ZM253 141V142H252ZM6 142H4V143H6ZM61 142V143H62ZM207 142V143H206ZM249 142V141H248ZM248 142H246V143H248ZM254 142H255V144H257V146L254 144ZM16 142H12V144H10L9 145V147L8 148H10L11 147V145H13L12 146V148H15L16 147V149H17V145H18V143H17V145H15V147H14V144H15ZM34 144L35 143H38V145L40 146V142H38V140H35V142H33ZM32 143V145H34ZM53 143V144H52ZM90 143H91V145H90ZM88 145L89 146H92L94 143H92V142H90ZM168 145H167V144ZM253 143V144H252ZM150 144V145H149ZM155 146H154V145ZM244 144H245V146H244ZM250 144H251V146H250ZM20 145V144H19ZM18 145V149H17V154L19 155V156H21V155H23L26 151L25 150H23V148L21 147V150L19 149V147L21 146H19ZM36 145V144H35ZM38 145H36V147L38 146ZM61 145V146H60ZM70 145H71V147H70ZM6 146H8V145H6ZM119 146V147H118ZM148 146V147H147ZM157 146V147H156ZM215 146V147H214ZM244 146V147H243ZM34 148H36L35 146H33ZM116 147V148H115ZM150 147V148H149ZM161 147H163V148H161ZM252 147V148H253ZM260 147H262V148H260ZM6 148V147H5ZM12 148H11V152H12ZM37 148H39V147H37ZM56 149V151H55V149ZM71 148V150H69ZM149 148V149H148ZM159 148V149H158ZM2 149V148H1ZM16 149H13V150H16ZM152 149H154V150H152ZM164 149V150H163ZM235 149H237V148H235ZM260 149V150H259ZM10 150V149H9ZM18 150H20L21 151V153L23 152V151H25L23 154H21V153H18V152H20V151H18ZM23 150V151H22ZM221 150V151H220ZM2 151V150H1ZM50 151V150H49ZM130 151V152H129ZM146 151H148V152H146ZM152 151V152H151ZM217 151V152H218ZM239 151V152H238ZM257 151H259L260 152V154H258L257 153ZM10 152V151H9ZM14 152V151H13ZM11 153V155H13L14 157H15V153ZM72 153V155H71V153ZM151 152V153H150ZM228 152H229V154H228ZM129 153V154H128ZM15 154V155H14ZM66 154H67V156H66ZM69 154V155H68ZM140 154V155H139ZM149 154H150V156H149ZM152 154V155H151ZM223 154V155H222ZM228 154V155H227ZM16 156L15 158H17V159H15V160H12V159H14V157L13 158H11V160L13 161V162H15L16 160L18 161V162H16L15 164H17V163H19V165L20 164H22V162H26L27 161V159L26 158H23V157H26L25 156V154L23 155V156H21V157H19V156ZM133 155V156H132ZM143 155H145V156H143ZM146 155H147V157H146ZM59 156V157H58ZM69 156V157H68ZM76 156V155H75ZM222 156H223V158H222ZM12 157V156H11ZM104 157H106L107 158V154H105L104 155ZM112 158V159H110V158ZM150 157V158H149ZM235 157V159L233 160V158ZM241 157V156H240ZM263 158H261V159H263L264 160V156H262ZM18 158H19V160L22 158V160L23 159H26V161L25 160H23V161H19L18 160ZM88 159H90L91 160V158H89V157H87ZM259 158V159H260ZM58 159V160H57ZM128 159H129V161H128ZM133 159V160H132ZM55 160V161H54ZM71 160V159H70ZM87 160V159H86ZM90 160H87L88 161V163H90ZM118 160V161H117ZM135 160V161H134ZM262 160V161H263ZM51 161H52V163H51ZM80 161V160H79ZM121 161V162H120ZM247 161V162H246ZM21 162V163H20ZM64 162H66L65 164H63ZM71 162H73V161H71ZM82 163H83V161H81ZM114 162V163H115ZM131 162V163H130ZM224 163V165L222 164V163ZM28 163V165H29V161L27 162ZM27 163H23V164H27ZM116 163H115V165H116ZM126 163V164H125ZM134 163V164H133ZM161 163V164H160ZM232 163V164H231ZM237 165H236V164ZM248 164V166H247V164ZM264 163V161L262 162V164ZM57 164V165H56ZM63 164V165H62ZM113 164V162L111 163V165ZM251 164V165H250ZM253 164V165H252ZM184 165V166H183ZM219 165H220V168H219ZM236 165V166H235ZM112 166H114V164L112 165ZM111 166V167H112ZM130 166H131V168H130ZM132 166H134V167H132ZM136 166V167H135ZM161 166V167H160ZM182 166V167H181ZM225 166V167H224ZM30 167H31V165H30ZM57 167H59V168H57ZM89 168L91 167V166H88ZM88 167H85V176H84V181L82 180H80V177L79 176H77L78 174H75L76 173V171L75 170H73V169H71L70 171H72V173H74V171H75V173H74V176H77V177H75L76 178V181H78V183H80V184H84L85 183V181L86 182H88V180H90L91 179V177H92V174H91V172H90V170H89V168ZM125 167V168H124ZM144 167V168H143ZM149 167V168H148ZM163 167H164V169H163ZM181 167V168H180ZM234 167V168H233ZM236 167H238V168H236ZM247 167H249V169L247 168ZM32 169H33V167H31ZM65 168V167H64ZM63 168V169H64ZM87 168V169H86ZM113 168V167H112ZM129 168V169H128ZM158 168V169H157ZM167 168V169H166ZM219 168V169H218ZM236 168V169H235ZM252 168H254L255 170L253 171V169ZM53 169V171L54 172H57V171H55ZM120 169H122V171L120 170ZM127 169H128V171H127ZM152 169V170H151ZM181 169V170H180ZM185 169V170H184ZM226 169V170H225ZM237 169H238V171H237ZM252 169V170H251ZM62 168L60 169V172L61 173H58L57 172V174H59L60 176L62 175V172L65 170H62ZM121 172H120V171ZM124 170V171H123ZM151 170V171H150ZM184 170V174L181 172V171H183ZM237 171V173H236V171ZM250 170V171H249ZM89 171V172H88ZM107 171V170H106ZM145 171V172H144ZM153 171V172H152ZM159 171V172H158ZM234 171V172H233ZM240 171V172H239ZM258 171V172H257ZM260 171V172H259ZM151 172H152V175H151ZM155 172H156V174H155ZM226 172V173H225ZM129 173V176L127 175ZM135 173V174H134ZM242 173V177H241V174ZM246 173V174H245ZM258 173V174H257ZM260 173V174H259ZM101 174V173H100ZM116 174V175H117ZM127 176H126V175ZM186 178V179H184V178H182L183 176ZM261 174H263V175H261ZM158 175V176H157ZM238 175V176H237ZM243 175H245V176H243ZM251 177H250V176ZM261 175V176H260ZM154 178H153V177ZM157 176V177H156ZM239 176H240V178H239ZM258 178H257V177ZM116 177V176H115ZM115 177H113V180L112 181H114L115 180ZM130 177V178H129ZM249 177L250 178H252L253 177V179H251L252 181H253V183L256 185V186H258L259 188H260V190H259V188H255L254 186H252V188L253 189H251V190H254V192H252V191H250L249 190V192H248V190H247V193H246V189L248 188V185L247 184H249V182H251L252 183V181H249ZM254 177H255V179H254ZM46 178H48V175H47V177ZM135 178V179H134ZM244 178H248V180H246V179H244ZM263 178V179H262ZM78 179V180H77ZM119 180V178H116V181H115V183H118L117 181ZM127 179H129V180H127ZM131 179H132V182H131ZM239 179V180H238ZM241 179H243V180H246V181H243V180H241ZM256 179H257V182H258V184L260 185H258L257 184V182H256ZM260 179H261V181H260ZM122 180H121V182H122ZM151 180V182H149ZM182 180H185V183H184V181H182ZM126 181V182H125ZM242 181V182H241ZM260 181V182H259ZM238 182H240V183H238ZM124 183H123V185H124ZM247 183V184H246ZM252 183V184H253ZM152 184V185H151ZM183 184H185L186 185V187H185V185H183ZM237 184V185H236ZM244 187L245 185V187L244 188H246V189H243V187L241 186V185ZM244 184V185H243ZM85 185V184H84ZM138 185V186H137ZM140 185V186H139ZM143 185V186H142ZM237 186V189H236V186ZM131 186H133V187H131ZM240 188H239V187ZM129 187H131V188H129ZM155 187V188H154ZM156 187H157V189H159V190H157L156 189ZM185 187V188H184ZM129 188V189H128ZM136 188H138V189H136ZM147 188V189H146ZM153 188H154V190H153ZM137 190V192H136V190ZM151 189H152V192H150V193H148L149 191H151ZM184 189V190H183ZM240 189V190H239ZM256 189H258V190H256ZM138 190H139V192H138ZM143 190V191H142ZM142 191V192H141ZM242 191V192H241ZM243 191H245V192H243ZM258 191V192H257ZM262 191V192H261ZM144 192V193H143ZM160 194H159V193ZM238 192H240V194L238 193ZM257 192V193H256ZM141 193H142V195H141ZM246 193V194H245ZM262 193V194H261ZM132 194H133V197H132ZM137 194V195H136ZM154 194L155 195H157L158 196V198H157V196H154ZM245 194V195H244ZM260 194V195H259ZM131 195V196H130ZM135 195V196H134ZM160 195V196H159ZM164 195V196H163ZM167 195H168V197H167ZM257 195V196H256ZM84 196H87V195H85L84 194ZM154 196V197H153ZM238 198H237V197ZM263 196V198H260V197H262ZM130 197L132 198V200L130 199ZM141 197V198H140ZM160 197V198H159ZM249 197V196H248ZM259 197V198H258ZM154 198V199H153ZM157 198V199H156ZM246 198H247V200H246ZM134 199H136L135 200V202L133 201ZM140 201H139V200ZM237 199V200H236ZM163 201V203H162V201ZM131 201H132V203L134 204H131ZM138 201V202H137ZM154 201V202H153ZM157 201V202H156ZM166 201H167V203H166ZM245 201V202H244ZM237 202V203H236ZM136 203V204H135ZM145 203V204H144ZM156 203H158V204H156ZM160 203V204H159ZM161 203H162V205H161ZM243 203V204H242ZM148 204H150V205H148ZM166 206H165V205ZM246 204V205H245ZM138 205V206H137ZM140 205V206H139ZM154 205V206H153ZM171 205V206H170ZM198 207H197V206ZM254 205V206H253ZM142 206H144V207H142ZM149 207V208H147V207ZM157 206V207H156ZM159 206L161 207V208H159ZM166 208H165V207ZM170 206V207H169ZM196 206V207H195ZM238 206V207H237ZM245 206V207H244ZM249 206V207H248ZM253 206V207H252ZM263 206V205H262ZM146 207V208H145ZM153 207V208H152ZM240 207V208H239ZM247 207V208H246ZM257 207V208H256ZM137 208L139 209V210H137ZM145 208V210H147V211H145V210H141V209H144ZM163 208V209H162ZM169 210H168V209ZM255 210H254V209ZM263 208H264V206H263ZM150 209V210H149ZM155 209V210H154ZM161 209V210H160ZM244 209H246V210H244ZM141 210V211H140ZM151 210H153L152 212H151ZM167 210V211H166ZM239 210V211H238ZM250 210V211H249ZM142 211L144 212L145 211V213L147 212L148 214H149V216L150 215H152V216H150L152 219H153V221H155V222H153V221H151L149 218V216H145L144 214L145 213H143L142 214ZM156 211V212H155ZM158 211H160L159 212V214H157L158 213ZM163 211V212H162ZM238 211V212H237ZM242 211V212H241ZM175 212V213H174ZM177 212V213H176ZM240 212V213H239ZM248 212V213H247ZM249 212H250V214H249ZM137 213V214H138ZM141 213V214H140ZM161 213H162V215H161ZM178 213H179V215H178ZM237 213V214H236ZM240 215H239V214ZM246 213V214H245ZM258 213V214H257ZM157 214V215H156ZM167 214V215H166ZM242 214V215H241ZM255 214V215H254ZM263 214V215H262ZM170 215V216H169ZM172 215H173V217H172ZM238 215V216H237ZM247 215V216H246ZM157 216V217H156ZM160 216V217H159ZM177 216L178 217H180V219L179 218H177ZM241 216V217H240ZM252 216V217H251ZM256 216V217H255ZM138 217H137V220H138ZM140 217V218H141ZM147 217V220H149V224L151 225H149L148 224V221L147 220H145V218ZM159 217V218H158ZM175 217V219H173ZM245 219H244V218ZM247 217H248V219H247ZM250 217V218H249ZM260 217V218H259ZM165 218H166V220H165ZM168 218V219H167ZM240 218V219H239ZM255 218H257V219H255ZM156 219V220H155ZM159 219H160V221H159ZM236 219V220H235ZM239 219V220H238ZM251 219V220H250ZM253 219V220H252ZM164 220V221H163ZM180 220V221H179ZM184 222H183V221ZM246 221V222H248V223H246V222H244V221ZM146 223H145V222ZM158 221V222H157ZM182 221V222H181ZM243 221V222H242ZM256 221V222H255ZM261 221V222H260ZM138 222V223H137ZM152 222H153V224L155 225V226H157L158 225V228H154L153 229V225H152ZM157 222V223H156ZM165 222V223H164ZM168 222V223H167ZM171 222V225L169 224ZM180 222V223H179ZM220 222H222L221 224H224L223 226H224V228H223V226H222V229H219V227L221 226V224L219 225V223ZM235 222V223H234ZM252 222V223H251ZM122 223V224H123ZM130 224L131 226H132V228H137V226L138 227H140V229L138 228L137 229V231L139 232H141L140 234L138 233V232H136V231H134V234H133V230L132 229H128V230H130V232H127V228H131L130 226H126V224ZM177 223V224H176ZM225 223H227V224H225ZM229 223H231V224H229ZM240 223V224H239ZM247 224V225H250V227L252 226L253 227V229H252V227H251V229L247 226V225H244V224ZM121 224V225H122ZM127 224V225H128ZM146 224H148V225H146ZM182 224V225H181ZM233 224V225H232ZM235 224H236V226H235ZM252 224V225H251ZM255 224V225H254ZM263 226H261V225ZM135 225V226H134ZM143 226V227H145V230L143 229V228H141V226ZM145 225V226H144ZM218 225H219V227H218ZM230 225V226H229ZM238 225H241L242 226V228L240 227V226H238ZM134 226V227H133ZM162 226V227H161ZM169 226V227H168ZM233 226V227H232ZM249 228H247V227ZM254 226L256 227V226H258V227H261V229L260 228H254ZM127 227V228H126ZM151 227V228H150ZM163 230V231H161L160 230V228ZM169 229H168V228ZM228 227V229H225V228H227ZM147 228V229H146ZM150 228V229H149ZM221 228V227H220ZM233 229V231H232V229ZM237 228V229H236ZM238 228H241L242 230H240V229H238ZM247 228V229H246ZM142 229H143V231H142ZM153 229V230H152ZM158 231H157V230ZM166 229H167V231H166ZM170 229H171V231H170ZM235 229V230H234ZM134 230H136V229H134ZM152 230V231H151ZM222 232H221V231ZM228 232H227V231ZM251 230V231H250ZM260 230H261V232H260ZM238 231V232H237ZM248 231H250L251 233H248ZM253 231V232H252ZM146 232V233H145ZM160 232H162V233H160ZM164 232H165V234H164ZM169 232V233H168ZM223 232H227L226 233V235H225V233H223ZM235 232H234V235H235ZM243 232V233H244ZM154 233V234H153ZM168 233V234H167ZM221 233H223L225 236H227L228 238L226 239V238H224L223 237V234L221 235ZM242 233V234H243ZM257 233V234H256ZM128 234H130V235H128ZM136 234V235H135ZM148 234H150V235H148ZM152 234V235H151ZM161 234H164V235H161ZM242 234H240V236L242 235ZM247 234H248V236H247ZM263 234V235H262ZM131 235H133V237L131 236ZM145 235H146V237H145ZM148 235V236H147ZM154 235H156L155 237H159V239L158 240H156V238L154 239ZM245 235V234H244ZM250 235V236H249ZM256 235H257V238H256ZM260 235V236H259ZM143 236V237H142ZM153 238H152V237ZM166 236V237H165ZM170 236V237H169ZM173 236H174V238H173ZM176 236V237H175ZM201 236H203V237H201ZM224 238H222V237ZM233 236V235H232ZM236 236V235H235ZM240 236H238L237 238H239ZM252 236V237H253ZM137 237V238H136ZM145 237V238H144ZM150 237V238H149ZM164 239H163V238ZM169 239H168V238ZM172 237V238H171ZM198 238V239H200V241H202L201 243L203 244V245H200V243H197V245H196V242L198 241V240H196V238ZM202 238V240H201V238ZM216 237H219L218 239L216 238ZM220 237H221V241L219 240L220 239ZM241 237H243L244 238V236H241ZM239 238V239H241V241L242 242H244L245 243V239H242V238ZM260 237H261V239H260ZM129 238V239H128ZM133 238V239H132ZM143 240H145V241H142V239ZM163 240H162V239ZM231 238V237H230ZM259 238V239H258ZM153 239V240H152ZM215 239H217V241H220L219 243L215 240ZM238 239V240H239ZM253 239L252 238H250L248 241H246L247 243L250 241V240H252L253 241ZM135 240V241H134ZM160 240H162L164 243L165 242H168V246H166L167 248H165V245H163L162 243L163 242H160L161 244H159V242L157 243V241H160ZM171 240V241H170ZM196 240V241H195ZM203 240H204V242H203ZM245 240V241H244ZM263 240V241H262ZM156 241V242H155ZM170 241V242H169ZM178 241V242H177ZM195 241V246L194 247H192L193 246V242ZM215 241V242H214ZM222 241L225 243H222ZM240 241V240H239ZM252 241H250V242H252ZM253 241V242H254ZM150 242H151V244H150ZM155 242V243H154ZM171 242H173V243H171ZM199 242V241H198ZM208 242H209V244H208ZM216 242H217V244H216ZM137 243V245L135 246V244ZM140 243V244H139ZM152 243H153V245H152ZM157 243V244H156ZM232 243H234V242H232ZM231 243V244H232ZM150 244V245H149ZM175 244V245H174ZM224 244V245H223ZM230 244V243H229ZM236 243H234V244H232L233 246H235L234 248H237L238 246H237V244L235 245ZM243 244V243H242ZM138 245H141V246H138ZM145 245V246H144ZM154 245H157V246H154ZM164 247V248H162V246ZM171 245V246H170ZM173 245V246H172ZM223 245V246H222ZM228 245V244H227ZM232 245H230L231 247V249L233 248L232 247ZM203 246V247H202ZM223 247V251L221 250V247ZM237 246V247H236ZM254 246H255V244H254ZM135 247H136V249H135ZM144 247V248H143ZM172 247V248H171ZM202 247V249H200ZM139 248H141V249H139ZM150 248V249H149ZM155 248V249H154ZM178 248V249H177ZM194 248V249H193ZM195 248H196V250H195ZM209 248H207L206 250H208V251H210L209 250ZM227 248V247H226ZM144 249V250H143ZM166 249H168V250H166ZM190 249H193L194 251H191V253H190ZM198 249V250H197ZM159 250V251H158ZM165 252H164V251ZM182 252H181V251ZM118 252H116V253H119V255H117L119 258H122V252L120 253V251L119 250H117ZM143 251V252H142ZM155 251H156V253H155ZM160 252V253H158V252ZM178 251V252H177ZM185 251V252H184ZM187 251V252H186ZM211 251H213V250H211ZM216 251L214 252H207V253H210L209 255H208V258H210V259H208L210 262L208 263L207 262V259L205 258L204 260H203V262L201 261L200 263H198V264H202V263H204V262H207L208 264H214L213 262H212V255H214V254H217V256H219L220 255V253H216ZM232 251H233V253L237 256V255H240V253H238V252H235L234 251V249H232ZM240 252H241V250H239ZM260 251L258 250V252L260 253ZM138 252V253H137ZM145 252V253H144ZM189 252V253H188ZM229 252H231V250L229 251ZM142 253V254H141ZM153 253V254H152ZM161 253H162V255H161ZM168 253V254H167ZM173 253H174V255H176L175 257H174V255H173ZM176 253V254H175ZM177 253H179V256H177L178 254ZM182 253H183V255H182ZM212 253H214V254H212ZM238 253V254H237ZM260 253V254H261ZM145 254V255H144ZM147 254H149L150 256H148L147 257ZM156 254V255H155ZM160 254V255H159ZM164 254V255H163ZM184 254H185V256H187V258H185L186 260H184ZM187 254V255H186ZM219 254V255H218ZM233 254V255H234ZM154 255V256H153ZM166 255V256H165ZM171 257V258H167V257H169V256ZM173 256V258H172V256ZM180 255H182V256H180ZM195 256L194 257H197L196 256V253L194 254ZM211 255V256H210ZM234 255V257H236ZM210 256V257H209ZM227 256V260H229L228 258V255H225L224 257H222V258H225ZM261 256L262 257H264L263 256V254H261ZM124 257V256H123ZM142 257V258H141ZM152 257H153V259H152ZM162 257V258H161ZM178 258V260H175V258ZM198 257H197V259L196 258H193L194 260V262L192 263V264H196L197 262V260H198ZM207 257V256H206ZM239 258L241 257V256H238ZM261 257V258H262ZM151 258V259H150ZM165 258V259H164ZM182 258V259H181ZM156 260V262H155V260ZM168 259H169V261H168ZM196 259V260H195ZM226 259V258H225ZM224 259V260H225ZM242 258H240V261L242 262V260H241ZM160 260V261H159ZM175 260V261H174ZM180 260V261H179ZM182 260V261H181ZM221 260H223V259H221ZM245 260V259H244ZM244 260H243V262H242V264L244 263ZM262 260H263V258H262ZM143 261V262H142ZM157 261H159V262H157ZM166 263H165V262ZM171 261H173V262H171ZM171 262V263H170ZM177 262V263H176ZM228 261H225V263H227ZM206 263V264H207ZM189 264H191V262H189ZM227 264H229V263H227ZM231 264V263H230ZM261 264H264L263 263V261L261 262Z\"/></svg>", "mask_w": 264, "mask_h": 264}, {"label": "bare ground", "instance_id": "2", "mask_svg": "<svg viewBox=\"0 0 264 264\" xmlns=\"http://www.w3.org/2000/svg\"><path fill=\"white\" fill-rule=\"evenodd\" d=\"M69 1V0H68ZM67 1V2H68ZM135 1V4H133L134 2H133V0H132V4L134 5V6H131V9H130V5H129V3H128V0H73V14H69L67 11V14L65 15V13H64V15L66 16V17H64V20H63V18H61L65 23V26H66V28L64 29V30H62L63 31V35H65V36H63V37H66L67 39H66V48H65V50H67V52H68V49H70V47H73V52H75V53H73V54H71V55H69L70 57H72V59H73V65H74V67L75 66H77L76 68H78L79 70H77V72L75 71V73H77V75L73 72V75L74 76H76V79L75 80H77L74 84L75 85H77L76 83L78 82V85H79V87H77V88H79L78 90L81 92V90H80V88L82 89V91H86V94H88L89 93V91H92L93 93H94V96L92 95V93L90 94V99H94V100H96V98H100V96H99V94L100 93H96V91L98 92L99 90H100V88H103L104 87V85H105V87H106V83L105 84H103L102 85V87H100L99 88V85H100V83H98L99 82V80H101L100 78H106V80H103L104 82L106 81V82H109L110 83V85L108 84V86L109 87H107V88H105L106 90H108L109 91V93H111L112 95H110V97L108 96L109 94H108V92L106 93V94H104L103 96H105V95H107L109 98H112V99H109V98H107V101L106 102H102L103 104H102V106L103 107H105V109L103 108V110H105L104 111V113L102 112V106L101 105H98V106H101L100 108L101 109H99V110H101L100 112H102V116H100V113H99V111H98V113H96L95 112V110L97 109V108H99L98 106H97V104L98 103H100L99 101L101 100V99H97L98 100V102H97V104H95L96 106H97V108H95L96 106L93 104V106H92V104H90V106H87V108H89L90 107V110H91V108L93 109V111H89L90 113H88V112H86L85 114L87 115V117H84V110H85V108H86V106H84V104H86V103H84V101H85V99L86 98H84V101H83V103L80 101L81 99L83 100V97H84V94L81 96V98H78V99H80V100H78L77 99V97H78V95L77 96H74L78 101H80V104L82 103L83 105H81V106H79L80 107V109L77 111L76 109L74 110V111H76V114L75 115H73V122L72 123H74V124H76V127L75 126H73V132L76 134V135H73V143H74V145L71 143V142H69V141H66V142H68V144H72L73 145V148L71 147V145H70V147L72 148V153L74 154V152H77V154H75V155H73L72 157H73V159L72 158H65V161L66 162H68L67 164H69V165H66L65 163L66 162H62L63 164H65V166H61V168H62V170H64L63 172H62V175L60 176L59 174H57V172L58 173H61L60 172V169L61 168H59V167H57V168H59V170L57 171V169H54L55 171H57V172H54L53 171V169H52V166H51V164H49V161L51 160V158H52V155L50 154L49 155V152H51L52 151V149H48V148H50V147H52V146H54V145H50L49 147H48V145L50 144V142L52 141L53 142V140H52V138H51V140H48V138L46 137V135L48 134V131L47 132H45V129H44V125H43V127H42V124H43V121L46 119H48L49 118V116L48 115H46L45 114V110H41V112H40V117L38 116V118H34L35 120H33L31 117H33L32 116V112H31V109L33 108V109H35V110H38V107H34L35 105H33L34 104V101H36V99H34V101H33V103H31L32 101L30 100L32 97H33V95H32V93H30L31 92V90H30V92L27 90V88H26V84H24V85H26L25 87H23L24 85L23 84H21V88H19L20 86H19V83H22V82H17L18 80H17V78L18 77H21V74L23 75V73H22V70L19 72V73H17L18 72V70L16 71V73H14V74H10V72H9V68H7L9 65L7 64L6 65V63H5V61L3 62V61H1L0 60V73H2V76L1 77H3V78H5V80L7 81H3L2 79L0 80V83L2 82V83H4L6 86L7 85H10V87H16L17 85V83H18V88H14V91L16 92V94H18V95H15V96H18V98L16 97V98H14V97H12V98H14V99H12L11 97H10V95L8 94V93H10V92H8V90H10V89H6V91L8 92L7 94L9 95V97L7 98V100H5L4 101V99L3 100H1V102H0V120H1V124L0 125H2L3 126V128H4V130H3V128H2V126H0L1 127V129L3 130H0L1 132L0 133H4L5 131V133L3 134V137L5 136V138H7V142H6V139L5 138H3L2 137V135L0 136V138L2 137L3 139H5V141L3 140V141H1L0 140V264H142L141 263V261H140V259H139V257H138V255H136L135 254V250L132 248V247H134V246H132L131 247V244L127 241V239H126V236L125 235H127V234H124V232L123 231H125V230H123L124 228H122L123 227V225H124V223L126 222V221H128L129 220V222H130V224H132V222L131 221H142V220H144V218L142 219V215L140 216V217H138L137 215H139V213L138 212H135L136 211V209H134V208H136V207H134V206H136V205H134L133 203L135 202V200L136 199H134L133 201V203H132V201H131V204H133L134 206H131V205H129V199H128V197H129V195H128V193H132V192H129L130 190H127V188H126V186H129V185H127L126 183H128V182H126V183H124L123 182V180L122 179H124V178H122V175L125 173H123V174H117L116 173V170L117 169H119L120 168V163L119 164H117L115 161H113L112 160V162H113V164H114V166H112L111 165V163L112 162H109V161H111V160H109L108 161V156H113L112 155V153H114V158L113 159H118L119 158V152L120 151H117V149H116V153H115V149L113 150V147H114V145L115 144H117L116 142H115V140H116V138H117V132H119L120 131V129L122 128L123 129V127H120L121 125H120V123H119V125H117L115 122H119L120 120H115V122H113L112 120H111V116L110 115H113V114H111V109H110V107H112L114 110H115V108H117L118 109V111H123L122 109H123V104L121 103V96H123V95H121V93H119V88H117V86L119 85L118 83H119V81L122 79V77H123V75L124 76H126V74H127V80H124L125 78H123L122 80H124L123 82H125V83H122V84H125V85H127V84H129L130 82H128L129 80H132L131 78H129V76L131 75V74H135V76L137 75L136 73L138 72H136V73H134V69H137L138 67H140V66H138L137 68H136V66H134L133 64H132V62H131V54H134V52H135V48H134V46H136L137 45V43L134 45V44H130L131 43V41L129 40L130 38V35H132V34H130V32L132 31L131 30V28H132V24H131V18H134V19H132V20H134V21H132V23L134 22H137L138 24H140V25H142L141 27L143 28H140V25L138 26L140 29H142L143 30V35H145V43H146V45H145V47H143L144 49V51H145V53H146V56L144 55L145 53H144V51L142 50V52L144 53L143 55L145 56V58H144V60H147V64H148V69H145V67H144V69H145V71H147V70H149L150 68L151 69H153L154 68V70L156 71V72H158V70L159 69H157V68H160V69H162V71L161 70H159V72H158V76H161V78H163L164 76H165V74L163 75H160L159 73L160 72H162L163 73V68H165L166 70L168 69L169 71H170V73L169 74H171V76H175L174 78H175V80L177 79V82L176 83H179L178 81H180V79H181V77L183 76V73H184V75L186 74L188 77L191 75L192 77L193 76H195V75H192V71L196 68V69H199V70H201L200 68H201V65L199 64V63H197V60H196V65L198 64V65H200V66H196L195 64H191L192 62H189L191 65H189L188 64V62H185V60H183L186 64H184V62L182 61V59H184L185 57H187L188 55H187V53H184L185 51H186V48L188 49V54H193V52L195 51V50H197V52L198 51H201L202 52V50H200V49H197L198 47L196 46V44H197V42L199 43V41L198 40H196V39H194L195 41H197V42H195L194 41V43H195V46H194V44H193V46L194 47H196V49H194V51L193 52H190V50L192 49L191 48V46H192V44H189L190 46H188V45H186L184 48L181 46L180 48H183V50H185L184 52L182 51V50H180V49H178L177 47H179V46H175V45H179L178 43L177 44H174V43H176V41L178 42V39H179V42L180 41H182L183 40V42H184V40L187 42H189L190 43V41L189 40H187L186 38L185 39H181L180 40V37L181 36H178V37H176L175 36V39L176 38H178L177 40H175L174 39V37H173V35H171V31L170 30H172L173 31V26L179 21H177L176 22V20L174 21V19H175V15H178V16H180V17H178L179 19H180V21H181V24L183 25L184 24V27L186 26L185 25V23H187V21H189L190 20V22H191V19H190V16L192 17H194V15H197V14H195V13H192L191 11V13L193 14H191V13H189L190 14V16L188 17L187 15V13H185V12H187V10L186 9H188V8H191V7H188V5H189V2L191 1H189V0H134ZM205 1V0H204ZM203 1V2H204ZM207 1V0H206ZM209 1V0H208ZM211 1V0H210ZM222 1V0H221ZM225 2H223V3H225V5H226V3H227V5H228V3H229V1L230 0H224ZM232 1V0H231ZM235 0H233L232 1V3L234 2ZM248 2H252V3H250V4H252L253 5V1L254 0H247ZM257 1V0H256ZM256 1H254L255 3H256ZM260 1V0H259ZM259 1H257V2H259ZM70 2V1H69ZM69 2H68V4H69ZM72 2V1H71ZM185 2H188V3H186V6H185ZM191 2H195V3H199V4H201L202 3V1L201 0H193V1H191ZM214 2H215V0H214ZM216 2H217V0H216ZM243 2H244V0H243ZM242 1H241V4L243 3ZM195 3H193V5H196ZM208 2H206V4H207ZM211 3V2H210ZM209 3V4H210ZM231 3V5L233 6V11H235V6L233 5V4H235L236 5V3L238 4V5H236V7L238 6H241V5H239V0L238 1H236V2H234L233 4ZM255 3H254V5H255ZM261 3V2H260ZM95 4H96V6H95ZM191 4V3H190ZM199 4H197V6H203V7H206L205 5L206 4H201V5H199ZM211 4H213V3H211ZM210 4V5H211ZM215 4V3H214ZM213 4V6L215 7L216 5H214ZM222 4V3H221ZM230 4V3H229ZM220 5V4H219ZM227 5H226V8H228L229 7V5H228V7H227ZM249 5V4H248ZM261 5V4H260ZM96 8H95V7ZM196 6V7H197ZM223 6H224V4H223ZM245 7V3H243L242 4V6H241V8L242 7ZM256 6V5H255ZM258 6V5H257ZM256 6V7H257ZM188 7V8H187ZM217 7V6H216ZM237 7V8H238ZM243 7V9H242V12L239 10V12H241V13H243V11L244 12H246L245 13V15L246 14H248L247 12H248V10L247 9H249L250 10V7H251V9H252V6H247V3H246V7L247 8H244ZM254 7V6H253ZM93 8H95V11H93ZM195 8V7H194ZM211 8V7H210ZM221 8V7H220ZM223 8V7H222ZM221 8V9H222ZM230 8V7H229ZM262 8H264L263 6H262ZM262 8H260V9H262ZM192 9H193V7H192ZM199 9V8H198ZM197 9V10H198ZM203 9V8H202ZM207 9V7L205 8V10ZM224 9V8H223ZM239 9V8H238ZM244 9H246L247 11H245ZM254 9H256V8H254ZM260 9L259 10H257V13H259L260 12ZM189 10V9H188ZM194 10V9H193ZM216 10V12H217V9H215ZM225 10V9H224ZM228 10V9H227ZM231 11H232V7H231V9H230ZM253 10V9H252ZM252 10H251V13H253L252 12ZM256 10H255V12H256ZM201 11V10H200ZM203 11H204V9H203ZM218 11H220V12H218V13H216V12H213L214 14L216 13V15L218 14V16L220 17H222V10H219L218 9ZM231 11H229V12H231ZM233 11H232V13H233ZM259 11V12H258ZM264 11V10H263ZM194 12H196L197 13V11H194ZM224 12H228V11H224ZM228 12V13H229ZM239 12L237 11V13H238V15H240L241 16V14H239ZM206 13H208V11L206 12ZM237 13H235V14H237ZM251 13H249V14H251ZM221 14V15H220ZM230 15H231V13H229ZM234 13L230 16V15H227V16H230L231 17V21H228L227 20V18L225 17L224 18V20L223 19H221L223 22L225 21V23L228 21V23L229 22H233L232 23V26H234V28H231L232 29V34H233V32H234V30H236V34H234V36L235 37H237L236 39H238L239 40V42H238V40H237V43L238 44H240V42H241V44L245 47V48H247V44L249 43V45H251L250 44V42L252 41H250V40H248V42H247V40H244V38L248 35L247 33L249 32V33H251L250 31H251V29L250 28H252V23H251V26H250V28L249 27H247V26H249L248 24H247V26H246V23H248V21L249 20H247V22L245 23V20L247 19V18H250V17H246V18H244L243 16H241V17H243V19L242 18H239L238 17V15L236 16ZM248 14V15H249ZM247 15V16H248ZM252 15V14H251ZM250 15V16H251ZM254 15H255V13H254ZM259 15H260V13H259ZM263 15V14H262ZM61 16V15H60ZM133 16H135V17H133ZM199 16V15H198ZM203 16V15H202ZM215 16V15H214ZM224 16V15H223ZM217 17V16H216ZM219 17H217V18H219ZM251 17H253V16H251ZM264 17V16H263ZM262 17V18H263ZM189 18V20H187ZM195 18V17H194ZM199 18H201V16L199 17ZM204 18V17H203ZM209 18V17H208ZM256 18H257V16H256ZM255 18V20H257ZM261 18V17H260ZM261 18V19H262ZM227 21H226V20ZM238 19L239 20H241L242 21V23L244 22L245 23V25H243L242 23V25L240 24V23H237L238 22ZM245 19V20H244ZM253 19V18H252ZM193 20H195V19H192V21ZM206 20V19H205ZM209 20V19H208ZM213 20V19H212ZM254 20V19H253ZM264 20V19H263ZM174 21V22H173ZM180 21L178 22V23H180ZM197 21V20H196ZM203 21V20H202ZM210 21V20H209ZM214 21V20H213ZM240 21V22H241ZM258 21V20H257ZM261 21V20H260ZM101 22H106L107 23V28H105V30L104 29H100V28H102V25L103 24H101ZM189 22V23H190ZM199 22V21H198ZM222 22V23H223ZM251 22H252V20H251ZM62 23V22H61ZM133 23V24H134ZM188 23V24H189ZM201 23V22H200ZM199 23V25H201ZM207 23V22H206ZM253 23H254V21H253ZM259 23V22H258ZM100 24H101V27H100ZM105 24V23H104ZM188 24H187V26L186 27H188ZM190 24H192V23H190ZM189 24V26H191ZM195 24V26L197 25L196 24V22L194 23ZM220 24V23H219ZM234 24V25H233ZM249 24H250V22H249ZM255 24H257L256 22H255ZM261 24V23H260ZM259 24V25H260ZM178 25V24H177ZM210 25V24H209ZM212 25V24H211ZM224 25V24H223ZM226 25V24H225ZM231 25V24H230ZM240 25H241V27H243V29L240 27ZM259 25H257V26H259ZM134 26V25H133ZM198 26V25H197ZM231 26V27H232ZM247 27V29H250L249 31L247 30V33H246V29H245V27ZM261 26V25H260ZM137 27V26H136ZM170 27L172 28V29H170ZM175 27V26H174ZM177 27V30H178V27H180V25L179 26H176ZM181 27H183V26H181ZM180 27V31H179V33H178V31L176 32V33H178L179 35H181V33H182V31L184 30H186V28H184L183 27V30H182V28ZM199 27V26H198ZM202 27V26H201ZM214 27V26H213ZM220 27V26H219ZM226 27H229V26H226ZM138 28V29H139ZM206 28H208V27H206ZM218 28V27H217ZM216 28V29H217ZM223 28V27H222ZM230 28V27H229ZM43 29V28H42ZM136 29V28H135ZM137 29V30H138ZM174 29H176V28H174ZM188 29V28H187ZM192 29H194V28H192V27H190L187 31H189V33H191L193 30ZM196 29H199V28H196ZM196 29H194V30H196ZM203 29V28H202ZM242 29V30H241ZM245 29V30H244ZM23 30V29H22ZM45 30V29H44ZM102 30V31H101ZM161 30H162V32H161ZM168 30L170 31V32H168ZM190 30H192L191 32H190ZM219 30V29H218ZM222 30V29H221ZM245 31V32H241V31ZM262 30H263V28H262ZM261 30V31H262ZM99 31H101V32H99ZM135 31V30H134ZM134 31H132V32H134ZM175 31V30H174ZM183 31V32H184ZM185 32V36L187 35L188 36V32ZM201 31V30H200ZM212 31V30H211ZM220 31V30H219ZM255 30L253 29V32H254ZM44 32V31H43ZM46 32V31H45ZM181 32V33H180ZM194 32H196V31H194ZM194 32H192L191 34H193V35H195L194 34ZM198 32V31H197ZM205 32V31H204ZM213 32V31H212ZM224 32H227L226 30L224 31ZM137 33V32H136ZM141 33V32H140ZM140 33H138L139 35H140ZM164 33V35L165 34H169V35H171L170 37H171V39L173 38V40H175V42H173V40L171 41L170 40V37H169V39L168 40H170V45H166L167 46V50H166V46H164L165 45V42H162L163 40L165 41V39H163L161 36H163V35H161V34H163ZM174 33V32H173ZM206 33V32H205ZM204 33V34H205ZM222 33V32H221ZM264 33V32H263ZM130 34V35H129ZM190 34V35H191ZM203 34V33H202ZM208 34V33H207ZM216 34H218V33H216ZM226 34V33H225ZM245 34H246V36H245ZM46 35V34H45ZM48 35V34H47ZM133 35H135V34H133ZM133 35H132V37H133ZM137 35V34H136ZM142 35V34H141ZM142 35V36H143ZM167 35H165V36H167ZM175 35V34H174ZM177 35V34H176ZM197 35V34H196ZM201 35V34H200ZM223 35H224V33H223ZM227 36H228V34H226ZM225 35V36H226ZM230 35V34H229ZM245 37H244V36ZM102 36V37H101ZM142 36H140V37H142ZM165 36H164V38H165ZM182 36H184V34H182ZM186 36V37H187ZM203 35H201L200 37H202ZM208 36V35H207ZM210 36V35H209ZM211 36H213V35H211ZM218 36V35H217ZM225 36H221V38L223 37V41H227L228 40V38H227V40H226V38H225V40H224V37ZM233 36V37H234ZM253 36V35H252ZM263 36V35H262ZM44 37V36H43ZM42 37V38H43ZM189 37V38H188ZM187 38L188 39H190V36H188ZM195 37V36H194ZM199 37V36H198ZM206 37V36H205ZM204 37V38H205ZM216 37V36H215ZM62 38V37H61ZM163 40H162V39ZM166 38H168V37H166ZM192 38V37H191ZM195 38H197V37H195ZM207 38L208 37H206V40L205 41H210V40H207ZM217 38V37H216ZM247 38H250V37H247ZM246 38V39H247ZM260 38H262V37H260ZM41 39V38H40ZM63 39H65V38H63ZM199 39V38H198ZM201 39H203V38H201ZM201 39H200V41H201ZM218 39V38H217ZM256 39V38H255ZM263 39V38H262ZM15 40V39H14ZM43 40V39H42ZM47 40V39H46ZM142 40V39H141ZM168 40H166V41H168ZM215 40V39H214ZM230 40V39H229ZM229 40H228V42L227 43H231V42H229ZM45 41V40H44ZM133 41H134V39H133ZM132 41V42H133ZM136 41V40H135ZM135 41H134V43H135ZM204 41V42H205ZM221 41V40H220ZM233 41V40H232ZM245 41V42H244ZM250 41V42H249ZM256 41V40H255ZM254 41V42H255ZM259 40H257V42H258ZM260 41H261V39H260ZM47 42H49V41H47ZM46 42V43H47ZM142 42V41H141ZM140 42V44H142ZM186 42L184 43V44H186ZM203 42V43H204ZM211 42V41H210ZM214 42V41H213ZM246 42H247V44H246ZM262 43H263V41H261ZM25 43V42H24ZM164 43V44H163ZM166 43H168V42H166ZM201 43H202V41L200 42V44L199 45H201ZM225 44L226 42H221V45L223 46V44ZM227 43H226V46L225 47H228L227 46ZM260 43V42H259ZM261 43V44H262ZM23 44V43H22ZM144 44V43H143ZM207 44H208V42H207ZM210 44V43H209ZM216 44V43H215ZM219 44V43H218ZM228 44V45H229ZM232 44V43H231ZM234 44H235V42H234ZM234 44L233 45H231V46H234ZM252 44H253V41H252ZM255 44V43H254ZM24 45V44H23ZM47 45V44H46ZM65 45V44H64ZM134 45V46H133ZM150 45H151V47H152V49H153V53H155V55H160V56H158V57H161V56H163V55H161V54H164V56H165V59H164V61H165V66L164 67H162L161 66V64H164V63H159V62H164L163 61V58H162V60L160 61V59L156 56V58H158L157 60H154L153 59V57H154V54H152V57L150 56V54H149V47H150ZM198 45V46H199ZM203 45V44H202ZM202 45L201 46H199L200 48L202 47ZM206 45V44H205ZM214 45V44H213ZM220 45V46H221ZM248 45V46H249ZM22 46V45H21ZM28 46V45H27ZM35 46H37V45H35ZM48 46V45H47ZM192 46V47H193ZM204 46V45H203ZM236 46H237V44H236ZM252 46H254V45H251V47ZM257 45L255 44V47H253V48H257L256 47ZM260 46V45H259ZM262 46V45H261ZM260 46V47H261ZM264 46V45H263ZM19 47V46H18ZM208 47V50H209V46H207ZM214 47V46H213ZM219 47V46H218ZM229 47H230V45H229ZM228 47V48H229ZM235 47V46H234ZM239 47V46H238ZM238 47L236 48V49H238ZM244 47H242L243 48V50H242V54L243 53H245L246 54V56H245V54H243V55H240V56H242L243 58V60L245 61V63L246 62H248V64H252V62H250L249 63V60L251 59L250 57H249V54H252V58L254 59V58H256L255 56H253V55H255V52H252V53H249L248 54V52H250V51H248V52H243L244 51ZM250 47V46H249ZM250 47V48H251ZM42 47H40V49H41ZM215 48V47H214ZM213 48V49H214ZM221 48V47H220ZM225 51H226V48H224V46L222 47ZM227 48V49H228ZM233 48V47H232ZM232 48H230L229 50H227L228 52H229V54H231L230 53V51H232L231 49ZM240 48V47H239ZM249 48V50H251ZM16 49V48H15ZM20 49H21V51L20 50H18V53H21V52H23V50H22V48L20 47ZM38 49H39V47H38ZM72 49V48H71ZM104 49L106 50V51H104ZM141 48H139V50H140ZM203 49V48H202ZM218 49V48H217ZM235 49V48H234ZM248 49V48H247ZM49 50V49H48ZM137 50V49H136ZM151 50V49H150ZM182 51L184 54V56H182V55H180V54H182V53H180L179 54V51ZM205 50H207L206 48H205ZM207 50V51H208ZM222 50V49H221ZM239 50V49H238ZM256 50H258V49H256ZM259 50H260V48H259ZM258 50V51H259ZM15 51V50H14ZM16 51H17V49H16ZM20 51V52H19ZM40 51V50H39ZM38 51V52H39ZM46 51V50H45ZM45 51H43V52H45ZM223 51V50H222ZM225 51H223L224 52V54H225ZM235 51V50H234ZM234 51H233V53H234ZM237 51V50H236ZM235 51V52H236ZM245 51H246V49H245ZM253 51V50H252ZM13 52V51H12ZM43 52H41V53H43ZM47 52V51H46ZM67 52H65L64 51V53H65V55L64 56H66V54H67V56H68V54L69 53H67ZM70 52V51H69ZM141 52V51H140ZM197 52H195V54L197 53ZM204 52V51H203ZM210 54H209V53ZM208 52H206L205 51V53H208L207 55H209V56H207V55H205V56H207V57H211L212 56V52L213 51H208ZM216 52V51H215ZM238 52V51H237ZM236 52V54H238ZM6 53V52H5ZM11 53V52H10ZM15 53V52H14ZM18 53H16V54H18ZM27 53V52H26ZM26 53H22V55L24 56V54H26ZM71 53V52H70ZM136 53V52H135ZM150 53H152V51L150 52ZM198 53H200V52H198ZM221 53V52H220ZM257 53V52H256ZM259 53H262V52H259ZM258 53V54H259ZM3 54H4V52H3ZM34 54H36V52L34 53ZM189 55V57H191V60H193V61H195V59L193 58L192 59V57L195 55V54H193V55ZM201 54V53H200ZM204 54V53H203ZM214 54V53H213ZM228 54V53H227ZM229 54H228V56H229ZM240 54H241V51H240ZM248 54V55H247ZM2 55V54H1ZM0 55V57H1V59L2 58H4V56H5V54L3 55V56H1ZM11 55H12V53H11ZM105 56V58H104V56ZM136 55V54H135ZM134 55V56H135ZM198 55V54H197ZM217 55H219V54H217ZM216 55V56H217ZM223 55V54H222ZM226 55V54H225ZM232 55V54H231ZM239 55V54H238ZM237 55V56H238ZM261 55V54H260ZM259 55V56H260ZM37 56V55H36ZM35 56V57H36ZM41 56V55H40ZM106 56H107V58H106ZM138 56V55H137ZM200 56H202V54L200 55ZM199 56V57H200ZM204 56V57H205ZM213 56H215V54L213 55ZM233 56V55H232ZM234 56H236L235 55V53H234ZM236 56V57H237ZM240 56H239V59H241L240 58ZM248 56V57H247ZM257 56V55H256ZM264 56V55H263ZM262 56V59L264 58ZM6 57V56H5ZM7 57L9 58V56H8V54H7ZM11 57V56H10ZM13 57V56H12ZM11 57V58H12ZM19 57V56H18ZM180 57H181V59H180ZM182 57H184V58H182ZM199 57L197 56V58L199 59ZM206 57V60H208V58ZM221 57V56H220ZM246 57L247 58H250V59H247L248 61H246ZM21 59H23L22 57H20ZM69 58V57H68ZM100 58L102 59L103 58V60L105 59V62L103 63V61L100 63ZM155 58V59H156ZM196 58V59H197ZM201 58V57H200ZM203 58V57H202ZM212 58V57H211ZM216 58H219V57H216ZM215 58V59H216ZM233 58V57H232ZM10 59V58H9ZM13 59V58H12ZM17 59V58H16ZM72 59H70V60H72ZM188 59V58H187ZM187 59H186V61H187ZM190 59V58H189ZM228 59V58H227ZM231 58H230V56H229V60H230ZM236 59H238V58H236ZM253 59H251V60H253ZM260 59H261V57H260ZM260 59H259V61H260ZM2 60H4V59H2ZM8 60V59H7ZM63 60H66V58L65 59H63ZM135 60H136V58H135ZM141 60V59H140ZM143 60V59H142ZM202 60V62H200V63H204V67H205V60L203 61V59H201ZM200 60V61H201ZM232 60V59H231ZM230 60V61H231ZM250 60V61H251ZM14 61V60H13ZM13 61H11V62H13ZM15 61H17L18 62V60H15ZM21 61V60H20ZM24 61V60H23ZM99 61V62H98ZM154 61H156L158 64L156 65V62H154ZM188 61H190V60H188ZM199 61V60H198ZM213 61V60H212ZM218 61V60H217ZM220 61V60H219ZM228 61V60H227ZM228 61V63H230L231 64V62H232V65H233V67H237V66H235L234 65V61ZM238 61V60H237ZM254 61H256V59H254ZM262 61L264 62V60H261V64H262ZM1 62H3V63H1ZM7 62V61H6ZM10 62V63H11ZM17 62H15V63H17ZM68 62V61H67ZM72 62H71V66H72ZM90 62H94L95 64L96 63H99V64H102L103 63V65L105 66V69H101L100 67V69L102 70V73H101V70H99V79L97 80V76H98V73H97V75H96V73H95V70H93V68L95 67L96 68V65L94 66V67H92V70L93 71H91L90 72V70H89V66H90ZM139 62V61H138ZM145 62V61H144ZM143 62V63H144ZM206 62H208L206 65H209V63L211 62V59L209 58V60L208 61H206ZM214 62V61H213ZM213 62H211V63H213ZM224 62H226L225 60H224ZM236 62V61H235ZM238 62H240V61H238ZM8 63V62H7ZM66 63V62H65ZM68 63H70V61L68 62ZM133 63H135V61H133ZM222 63H223V61H222ZM255 63H257V62H255ZM12 64V63H11ZM20 64V63H19ZM63 64V63H62ZM76 64V65H75ZM128 64H132V66H134L133 68L131 67L130 68V66H128ZM138 64V63H137ZM136 64V65H137ZM140 64V63H139ZM145 64V63H144ZM160 64V65H159ZM187 64H188V66L190 67V69L193 67V65H195L193 68V70L191 71V70H188V66H187ZM213 64H215V62L213 63ZM219 64V63H218ZM217 64V65H218ZM225 64V63H224ZM236 65H238L237 63H235ZM240 64H241V62H240ZM244 64V63H243ZM23 65V64H22ZM67 64H65V66H66ZM126 65L128 66V68H130V70H132L131 72V74L128 76V73H126L125 71H127L126 70ZM159 65V66H158ZM184 65H186V67L184 66ZM17 66V65H16ZM67 66H69V65H67ZM70 66V67H71ZM99 66H101L102 67V65H99ZM142 66V65H141ZM156 66H158L157 68H156ZM212 66L213 65H211V67L209 68L208 66H206V68L208 67L209 69V71L206 69V68H204L203 67V69H205V70H207L206 72L208 73L207 75H209L210 74V72L212 71L211 70V68H212ZM215 66V65H214ZM219 66V65H218ZM221 66V65H220ZM227 66V65H226ZM244 66V65H243ZM249 66V65H248ZM251 66H254V65H251ZM255 66H257V65H255ZM261 66H263V65H261ZM22 67V66H21ZM64 67V66H63ZM97 67H98V65H97ZM186 68V73H185V69L183 70V68ZM188 67V68H187ZM198 67H200V68H198ZM216 67V66H215ZM224 67V66H223ZM222 67V68H223ZM246 67V66H245ZM258 67V66H257ZM259 67H260V65H259ZM11 68V67H10ZM23 68V67H22ZM44 69H45V67H43ZM65 68V67H64ZM102 68H104V67H102ZM157 70H156V69ZM230 68V67H229ZM247 68V67H246ZM251 68V67H250ZM24 69V68H23ZM66 69H67V67H66ZM75 69V68H74ZM73 69V70H74ZM143 69V68H142ZM150 69V70H151ZM181 69H182V72L183 73H181ZM213 69H214V71H213V73L214 72H217V71H215L216 70V68H214L213 67ZM218 69V68H217ZM220 69V68H219ZM228 69V68H227ZM238 69V68H237ZM20 70V69H19ZM42 70V69H41ZM76 70V69H75ZM98 70V69H97ZM134 70V71H133ZM165 70V72H166V74H167V72L168 71H166ZM211 70V71H210ZM226 70V69H225ZM231 70V69H230ZM251 70V69H250ZM253 70V69H252ZM255 70V69H254ZM25 71H26V69H25ZM24 71V72H25ZM145 71H143V72H145ZM196 71V70H195ZM204 70H202V72H203ZM219 71V70H218ZM221 71V70H220ZM229 71V70H228ZM238 71H239V69H238ZM237 71V72H238ZM240 71H242L241 69H240ZM41 72V71H40ZM44 72V71H43ZM92 72H94L93 74H92ZM96 72H98V71H96ZM129 73H130V71H128ZM141 72V71H140ZM164 72V73H165ZM224 72V71H223ZM244 72H246V71H244ZM249 72V71H248ZM91 73V74H90ZM126 73V74H125ZM146 73V72H145ZM152 73V72H151ZM191 73V74H190ZM212 73V74H213ZM222 73V72H221ZM220 73V74H221ZM16 74H18V75H20V76H17ZM69 74V73H68ZM147 74H148V71H147ZM146 74V75H147ZM149 74H150V72H149ZM182 74V75H181ZM189 74V75H188ZM195 74V73H194ZM198 74V73H197ZM237 74H240L239 72L237 73ZM9 75H10V77H11V75H16L17 76V78H15L14 80H16V82L13 80V82L11 81V80H9L8 79V77H9ZM45 75V74H44ZM94 75L96 76V78L94 77ZM139 75V74H138ZM141 75H143V74H141ZM157 75V74H156ZM168 75V74H167ZM167 75H166V78H167V80H168V77H167ZM214 75V74H213ZM217 75H219L218 74V72H217ZM15 76V77H16ZM23 76H27L26 74L25 75H23ZM74 76L73 77H71V78H73L74 79ZM134 76V77H135ZM148 76V75H147ZM150 77H148V80L151 78V74L149 75ZM155 76V75H154ZM206 76V75H205ZM222 76H224V75H222ZM227 76V75H226ZM230 75H228V77H229ZM240 76V75H239ZM0 77V78H1ZM28 77V76H27ZM68 77V76H67ZM130 77H132V75L130 76ZM134 77H132V78H134ZM140 77V76H139ZM170 77V76H169ZM207 77V76H206ZM215 77V76H214ZM225 77V76H224ZM233 77H235V76H233ZM237 77V76H236ZM235 77V78H236ZM246 77V76H245ZM13 78V77H12ZM23 78V81H25L24 79H27L26 77L24 78V77H21V79ZM39 78H41V77H39ZM147 78V77H146ZM156 78V77H155ZM165 78V79H166ZM174 78H172V80L174 79ZM184 78V76L182 77V79H181V81L182 80H184L185 78H186V76H185V78ZM209 78V77H208ZM207 78V79H208ZM211 78H212V76H211ZM218 78H219V76H218ZM220 78H221V75H220ZM226 78V77H225ZM231 78V77H230ZM19 79V81H22V80H20V78H18ZM68 79H69V77H68ZM164 79V80H165ZM210 79V78H209ZM214 79V78H213ZM212 79V80H213ZM216 79V78H215ZM240 79V78H239ZM28 80V79H27ZM27 80H26V82H27ZM74 80V81H75ZM96 80H97V82H96ZM121 80V81H122ZM139 80V79H138ZM140 80H142V79H140ZM145 80V79H144ZM151 80V79H150ZM155 80H158V79H155ZM174 80V81H175ZM186 80V79H185ZM223 80V79H222ZM71 81V80H70ZM103 81L101 80V83H103ZM220 81V80H219ZM66 82V81H65ZM118 82V83H117ZM128 82V83H127ZM146 83H147V81H145ZM164 82V81H163ZM167 82V81H166ZM172 81L170 80V83H171ZM184 82V81H183ZM182 82V83H183ZM197 82V81H196ZM226 82V81H225ZM235 82V81H234ZM239 82V81H238ZM6 83H8V84H6ZM13 83H16V84H13ZM98 83V84H97ZM135 83V82H134ZM136 83H138V81L136 82ZM156 83V82H155ZM154 83V84H155ZM161 83V82H160ZM194 83V82H193ZM199 83V82H198ZM198 83H197V87H198ZM211 83V82H210ZM68 84V83H67ZM153 84V83H152ZM167 84V83H166ZM168 84H169V82H168ZM171 84H173V83H171ZM185 84V83H184ZM202 84V83H201ZM204 84V83H203ZM223 84V83H222ZM5 85H2L1 84V86L3 87V86H5ZM64 85V84H63ZM70 85V84H69ZM69 85H66V86H69ZM77 85V86H78ZM96 85H98V88H97V86ZM121 85V84H120ZM124 85V86H125ZM142 85V84H141ZM148 85V84H147ZM151 85V84H150ZM163 85H164V87L165 86H167V85H165V83H163ZM170 85V84H169ZM176 85V84H175ZM179 85H181V83L179 84ZM233 85V84H232ZM31 86V85H30ZM65 86V85H64ZM101 86V85H100ZM132 85H130V87H131ZM138 86V85H137ZM136 86V87H137ZM154 86V85H153ZM158 86H159V83H158ZM182 86V85H181ZM181 86L180 87H178V88H180V89H182L181 88ZM185 86V85H184ZM200 86H202V85H200ZM204 86V85H203ZM202 86V87H203ZM213 86V85H212ZM1 87V88H2ZM74 87L75 86H73V90H74ZM129 87V86H128ZM126 88L127 90L129 89V88ZM133 87V86H132ZM160 87H161V85H160ZM171 88L170 89H172V86H170ZM186 87V86H185ZM189 87H191V86H189ZM224 87V86H223ZM233 87V86H232ZM231 87V88H232ZM6 88H8V87H6ZM163 88V87H162ZM177 88V87H176ZM184 88V87H183ZM192 88V87H191ZM206 88H207V86H206ZM205 88V89H206ZM214 88V87H213ZM229 88V87H228ZM239 88V87H238ZM29 89H31V88H29ZM40 89V88H39ZM70 89V88H69ZM98 89V90H97ZM105 89H101V93H103L104 92V90ZM124 89V88H123ZM153 89H155V88H153ZM163 89H165V88H163ZM167 89L168 88H166L165 90L167 91ZM170 89H169V91H170ZM185 89V88H184ZM183 89V90H184ZM193 89H194V87H193ZM208 89V88H207ZM218 89V88H217ZM221 89V88H220ZM225 89V88H224ZM33 90V89H32ZM67 90V89H66ZM75 90H77L76 89V87H75ZM75 90H74V92H73V94L75 93ZM122 90V89H121ZM173 90H175L174 88H173ZM182 90V91H183ZM192 90V89H191ZM199 90V89H198ZM227 90V89H226ZM2 91H3V89H2ZM4 91H5V88H4ZM4 91H3V93H4ZM11 91H12V88H11ZM135 91H136V89H135ZM141 91V90H140ZM176 91V90H175ZM185 91V90H184ZM188 91V90H187ZM200 91V90H199ZM202 91H203V89H202ZM208 91V90H207ZM221 91V90H220ZM224 91V90H223ZM13 92V91H12ZM11 92V93H12ZM80 92H78L77 91V93H79V94H82V92L80 93ZM88 92V93H87ZM106 92V91H105ZM104 92V93H105ZM122 92V91H121ZM130 92V91H129ZM134 92V91H133ZM138 92V91H137ZM144 92V91H143ZM172 92V91H171ZM181 92V91H180ZM204 92V91H203ZM209 92H210V90H209ZM215 92V91H214ZM0 93H1V90H0ZM14 93V92H13ZM67 93V92H66ZM69 93V92H68ZM96 93V94H95ZM145 93V92H144ZM166 93V92H165ZM170 93V92H169ZM179 93V92H178ZM182 93V92H181ZM193 93V92H192ZM199 93V92H198ZM202 93V92H201ZM217 93V92H216ZM222 93V92H221ZM6 93H5V96L7 95ZM123 94V93H122ZM125 94V93H124ZM133 94V93H132ZM132 94H130V95H132ZM142 94V93H141ZM208 95H209V97H210V94L209 93H207ZM215 94V93H214ZM12 95V94H11ZM14 95V94H13ZM99 97H98V96ZM168 95V94H167ZM177 95V94H176ZM179 95V94H178ZM208 95H206V96H208ZM217 95V94H216ZM2 96V98H3V94L1 95ZM1 96H0V98H1ZM28 96V97H27ZM29 96H30V98H29ZM35 96H37V95H35ZM102 96V94H101V97L102 98H104L103 100L105 101L106 100V98L105 97H103ZM127 96V95H126ZM140 96V95H139ZM175 96V95H174ZM173 96V97H174ZM195 96V95H194ZM86 97H88L89 98V95H87ZM169 97H171V96H169ZM176 97V96H175ZM188 97V96H187ZM186 97V98H187ZM196 97V96H195ZM209 97H208V99H209ZM1 98V99H2ZM6 98V97H5ZM35 98V97H34ZM73 98V97H72ZM75 98H73V99H75ZM172 98V97H171ZM177 98V97H176ZM192 98V97H191ZM75 99V100H76ZM90 99H86V101L88 100H90ZM130 99V98H129ZM138 99V98H137ZM181 99V98H180ZM189 99V98H188ZM204 99V98H203ZM109 100V101H108ZM110 100H113V104L110 102ZM194 100V99H193ZM192 100V101H193ZM244 100V102H245V99H243ZM77 101V102H78ZM85 101V102H86ZM87 101V102H88ZM130 101V100H129ZM135 101V100H134ZM190 101V100H189ZM198 101H200V99L198 100ZM37 102V101H36ZM91 102V101H90ZM90 102H88V103H90ZM94 102V101H93ZM108 102V103H107ZM125 102V101H124ZM123 102V103H124ZM127 102H128V100H127ZM185 102H186V100H185ZM204 102V101H203ZM210 102H212L211 100H210ZM247 102V101H246ZM14 103V104H13ZM87 103V104H88ZM177 103V102H176ZM184 103V102H183ZM194 103H196V102H194ZM206 103V102H205ZM209 103V102H208ZM14 106H13V105ZM37 104V103H36ZM79 104V103H78ZM110 104H112V105H110ZM187 104H189V103H187ZM191 104V103H190ZM202 103H200V105H201ZM211 104V103H210ZM247 104V103H246ZM89 105V104H88ZM182 105V104H181ZM248 105V104H247ZM115 106V107H114ZM128 106H130V105H128ZM134 106V105H133ZM135 106H137V105H135ZM134 106V107H135ZM185 106V105H184ZM184 106H181V107H183V110H182V112H184V111H186L187 109H188V107H187V109L185 110V107ZM197 106V105H196ZM203 106H204V104H203ZM215 106V105H214ZM78 107V106H77ZM78 107V108H79ZM178 107V106H177ZM198 107H201V106H198ZM207 107V106H206ZM83 108V109H82ZM191 108H193V107H191ZM197 108V107H196ZM205 108V107H204ZM208 108V107H207ZM40 109V108H39ZM180 109V108H179ZM208 109H210V110H212V105H209V108ZM87 110V109H86ZM98 110V109H97ZM180 110V111H181ZM194 110V109H193ZM192 110V111H193ZM209 110V111H210ZM73 111V112H74ZM113 111V110H112ZM188 111V110H187ZM197 110H195L194 112H196ZM83 112V113H82ZM120 112L118 113L120 116H121V114L124 112H122L121 114H120ZM213 112V111H212ZM71 113V112H70ZM113 113V112H112ZM83 114V117L81 116ZM129 114V113H128ZM188 114V113H187ZM192 114V113H191ZM196 114V113H195ZM200 114V113H199ZM67 115V114H66ZM71 116H72V114H71ZM117 116V115H116ZM123 116H124V114H123ZM186 116V115H185ZM189 116V115H188ZM213 116V115H212ZM35 117V116H34ZM83 119H82V118ZM202 117V120H204V121H206L207 123H206V125H202V128H204L203 126H205V128L204 129H201V128H199V133H200V137H201V139L202 140H208L207 142L209 143V144H207V145H209V154L208 155H210V157H212L213 158V160H214V162L216 163V164H220V161H222L223 162V160H221V155H220V153H219V151L217 152L216 151V149H214V148H212L211 146L213 145V144H211V146H210V141H211V143L213 142L211 139H210V136L213 134L212 133V130L215 128V126H216V124H215V126H214V123H217V122H215L214 120V118L212 117H206V115L204 114V116H201ZM123 118H125V117H123ZM59 120H60V118H58ZM113 119V118H112ZM28 121V129H27V127H25V123L26 122H24V121ZM52 120V119H51ZM69 120V119H68ZM77 120V122H74V121H76ZM125 120V119H124ZM123 120V121H124ZM210 120V121H209ZM24 123H23V122ZM53 121V120H52ZM52 121H50V122H52ZM66 121V120H65ZM70 121V120H69ZM197 121V120H196ZM199 121V120H198ZM201 121V120H200ZM199 121V122H200ZM53 122H57V119H56V121H53ZM53 122H52V124H53ZM121 122V121H120ZM127 122V121H126ZM125 122V123H126ZM202 122V121H201ZM220 122V121H219ZM24 125H23V124ZM46 123V122H45ZM54 123V124H55ZM58 123V122H57ZM60 123H62L61 121H60ZM60 123H58V124H60ZM197 123V122H196ZM51 124V125H52ZM53 124V125H54ZM122 124H123V122H122ZM151 124V123H150ZM203 124V123H202ZM48 125H50V124H47V126ZM65 125V124H64ZM68 125V124H67ZM69 125H70V122H69ZM72 125V124H71ZM221 125H222V123H221ZM56 125H54L53 127H55ZM123 126V125H122ZM125 126V125H124ZM196 126H198V125H196ZM213 126H214V128H213ZM52 127V128H53ZM57 127H59V126H57ZM61 128H62V126H60ZM59 127V128H60ZM65 127V126H64ZM201 127V126H200ZM221 127V126H220ZM50 128V130L49 131H51V127L49 126L48 127V129ZM72 128V127H71ZM96 128V129H95ZM218 128V127H217ZM225 128V127H224ZM27 129V130H26ZM57 129V128H56ZM121 129V130H122ZM226 129V128H225ZM64 130V129H63ZM96 130V131H95ZM124 130V129H123ZM123 130H122V132H123ZM215 130H216V128H215ZM227 130V129H226ZM60 131V129L59 130H56V132H59ZM71 131V129H69L68 130V132H70ZM150 131V130H149ZM162 131V130H161ZM214 131V130H213ZM221 131V130H220ZM223 131V130H222ZM55 132V133H56ZM61 132H63V131H60V133ZM64 132H65V130H64ZM47 133V134H46ZM53 133V132H52ZM60 133H58V135L60 134ZM74 133H72V134H74ZM87 135L88 134V136H91L92 138H94L93 139V141H89L88 142V144L90 143V142H92V143H94L92 146H89L88 144H87V142H86V140L84 139L86 136H85V134ZM116 133V134H115ZM224 133V132H223ZM57 134V133H56ZM121 134H123V133H121ZM229 134H231V133H229ZM227 132H226V134H224V137L226 136H229L230 137V139H231V137L233 138L232 140V142L233 143H230V139H228V137H227V141L229 142L227 145H229V144H231L230 145V149H232V150H234V154H236L235 153V150L237 151V150H240V154H238V155H236L235 157H237L238 159H236L235 161H238L237 163H239V166H240V169L242 168V166L241 165H243V167H244V160L245 159H247L246 157H247V155H248V158H249V155H250V158H249V160L247 159V161L249 162L250 161V159L252 160V161H250V162H255L254 164H256L257 163V165L258 166H256L257 168H258V170H260L263 174H264V163L262 164V162L264 161L263 159H261V158H263L262 156H264L263 154H260V152L259 151H257V153L258 154H260V156H261V158L259 159L258 158V156H257V154L255 153V152H253L252 150H257L256 148L254 149V145L253 146H251V144H250V146H251V148L249 147V145H247V144H249L250 143V140L251 139H248V140H245L246 142H248V143H246V142H244V140L242 139V138H240L241 139V142H242V140H243V142L246 144V146H245V144H244V149H242V148H240L241 146L238 144V143H240L241 144V142H238L236 139H235V137H233V136H230ZM115 135H116V137H115ZM48 136V135H47ZM51 136H53V135H51ZM61 135H59V138H58V140L61 138L60 137ZM72 136V135H71ZM118 136H119V133H118ZM122 136V140H121V142L119 143V144H117V145H119L120 147L122 146V145H124L123 143L125 142V135L123 134V135H121ZM123 136H125V137H123ZM223 136V135H222ZM244 136V135H243ZM49 137V136H48ZM54 137H55V134H54ZM58 137V136H57ZM62 137H63V135H62ZM223 137V138H224ZM90 138V137H89ZM119 138V137H118ZM247 138V137H246ZM50 139V138H49ZM56 139V138H55ZM64 139V138H63ZM86 139H88V138H86ZM220 139H221V137H220ZM35 140H38V142H40V146L38 145V143H35L36 145H38L37 147H39V148H37L36 147V145L33 143V142H35ZM61 140H62V138H61ZM68 140V139H67ZM85 140V141H84ZM90 140V139H89ZM118 140V139H117ZM119 140V141H120ZM222 140H224V139H222ZM50 141V142H49ZM63 141V140H62ZM61 141V142H62ZM88 141V140H87ZM127 141V140H126ZM225 141V143H226V140H224ZM254 141V140H253ZM252 141V142H253ZM4 142H6V143H4ZM12 142L14 143V142H16L15 144H14V147H15V145H17V143H18V145L20 146L19 147V149L21 150V147L23 148V150H25V151H23L22 153H21V151L20 150H18V151H20V152H18V153H21V154H23L24 152V154H25V156L26 157H23V158H26L27 159V161H26V159H23V160H25L26 162H22V164H20L19 165V163H17V164H15L16 162H18L17 160L15 161V162H13L12 160H15V159H17V158H15L18 154H17V149H18V145H17V149H16V147L15 148H12V146L13 145H11V147L10 148H8L9 147V145L10 144H12ZM37 142V141H36ZM55 142V141H54ZM53 142V143H54ZM56 145H57V150H60L63 146H66V147H68L67 146V144L65 145H62L63 144V142L61 143H59L57 140H56ZM206 142V143H207ZM32 143L34 144V145H32ZM52 143V144H53ZM59 144H61L62 145V147H59L58 145ZM167 144V143H166ZM253 144V143H252ZM254 144H255V142H254ZM6 145H8V146H6ZM60 145V146H61ZM90 145H91V143H90ZM150 145V144H149ZM154 145V144H153ZM168 145V144H167ZM256 146H257V144H255ZM33 146H35L36 148H34ZM118 146V147H119ZM155 146V145H154ZM240 146V147H239ZM6 147V148H5ZM55 147V146H54ZM148 147V146H147ZM157 147V146H156ZM215 147V146H214ZM253 147V148H252ZM258 147V146H257ZM2 148V149H1ZM11 148H12V152L13 153H15L14 155H15V157L13 156V155H11ZM53 148V147H52ZM56 148V147H55ZM54 148V149H55ZM58 148H60V149H58ZM71 148L69 149V150H71ZM116 148V147H115ZM150 148V147H149ZM148 148V149H149ZM161 148H163V147H161ZM235 148H237V149H235ZM260 148H262V147H260ZM10 149V150H9ZM13 149H16V150H13ZM159 149V148H158ZM263 149H264V147H263ZM2 150V151H1ZM50 150V151H49ZM152 150H154V149H152ZM164 150V149H163ZM260 150V149H259ZM10 151V152H9ZM55 151H56V149H55ZM221 151V150H220ZM261 152L262 151H264V150H260ZM70 152V153H71ZM130 152V151H129ZM146 152H148V151H146ZM152 152V151H151ZM150 152V153H151ZM239 152V151H238ZM72 153H71V155H72ZM263 153V152H262ZM23 154V155H24ZM105 154H107V158L106 157H104V155ZM129 154V153H128ZM228 154H229V152H228ZM227 154V155H228ZM23 155H21V156H23ZM69 155V154H68ZM140 155V154H139ZM152 155V154H151ZM223 155V154H222ZM12 156V157H11ZM19 156V155H18ZM21 156H19V157H21ZM50 156H51V158H50ZM66 156H67V154H66ZM133 156V155H132ZM143 156H145V155H143ZM149 156H150V154H149ZM241 156V157H240ZM14 157V159H12L11 160V158H13ZM59 157V156H58ZM69 157V156H68ZM87 157H89V158H91V160L90 159H88ZM146 157H147V155H146ZM235 157L233 158V160L235 159ZM110 158V157H109ZM112 158H110V159H112ZM148 158V157H147ZM150 158V157H149ZM222 158H223V156H222ZM71 159V160H70ZM90 160V163H88V161L87 160ZM244 159V160H243ZM18 160H19V158H18ZM22 160V158L19 160V161H23ZM58 160V159H57ZM80 160V161H79ZM133 160V159H132ZM263 160V161H262ZM29 161V165H28V162ZM55 161V160H54ZM71 161H73V162H71ZM81 161H83V163L81 162ZM118 161V160H117ZM128 161H129V159H128ZM135 161V160H134ZM246 161V162H247ZM116 163V165H115V163ZM121 162V161H120ZM221 162V163H222ZM249 162V163H250ZM21 163V162H20ZM23 163H27L26 165L25 164H23ZM51 163H52V161H51ZM131 163V162H130ZM62 164V165H63ZM126 164V163H125ZM134 164V163H133ZM161 164V163H160ZM223 165H224V163H222ZM232 164V163H231ZM236 164V163H235ZM247 164V163H246ZM30 165H31V167H33V169L30 167ZM57 165V164H56ZM237 165V164H236ZM235 165V166H236ZM251 165V164H250ZM253 165V164H252ZM88 166H91L90 168L88 167ZM113 168H112V167ZM184 166V165H183ZM246 166V165H245ZM247 166H248V164H247ZM65 167V168H64ZM85 167H88L89 168V170H90V172H91V174H92V177H91V179L90 180H88V182H86L85 181V185L83 184H80V183H78V181H76V178L75 177H77V176H79L80 177V180L82 181L83 179H84V176H85ZM132 167H134V166H132ZM136 167V166H135ZM161 167V166H160ZM182 167V166H181ZM180 167V168H181ZM225 167V166H224ZM64 168V169H63ZM125 168V167H124ZM130 168H131V166H130ZM144 168V167H143ZM149 168V167H148ZM219 168H220V165H219ZM218 168V169H219ZM234 168V167H233ZM236 168H238V167H236ZM235 168V169H236ZM248 169H249V167H247ZM71 169H73V170H75L76 171V173H75V171H74V173L75 174H78L77 176H74V173H72V171H70ZM87 169V168H86ZM129 169V168H128ZM128 169H127V171H128ZM158 169V168H157ZM163 169H164V167H163ZM167 169V168H166ZM243 169V168H242ZM253 169V171L255 170L254 168H252ZM251 169V170H252ZM61 170V171H62ZM107 170V171H106ZM121 171H122V169H120ZM119 170V171H120ZM152 170V169H151ZM150 170V171H151ZM181 170V169H180ZM185 170V169H184ZM184 170L183 171H181L183 174H184ZM226 170V169H225ZM244 170V169H243ZM118 171V170H117ZM120 171V172H121ZM124 171V170H123ZM236 171V170H235ZM237 171H238V169H237ZM237 171H236V173H237ZM250 171V170H249ZM259 171V172H260ZM89 172V171H88ZM145 172V171H144ZM153 172V171H152ZM152 172H151V175H152ZM159 172V171H158ZM234 172V171H233ZM240 172V171H239ZM258 172V171H257ZM101 173V174H100ZM226 173V172H225ZM117 174V175H116ZM135 174V173H134ZM155 174H156V172H155ZM238 174V173H237ZM246 174V173H245ZM258 174V173H257ZM260 174V173H259ZM263 174H261V175H263ZM47 175H48V178H46L47 177ZM126 175V174H125ZM128 176H129V173L127 174ZM126 175V176H127ZM182 175V174H181ZM241 175V177H242V173L240 174ZM260 175V176H261ZM116 176V177H115ZM158 176V175H157ZM156 176V177H157ZM183 176V175H182ZM238 176V175H237ZM243 176H245V175H243ZM250 176V175H249ZM264 176V175H263ZM113 177H115V180L114 181H112L113 180ZM153 177V176H152ZM251 177V176H250ZM249 177V181H252L251 179H253V177L252 178H250ZM257 177V176H256ZM116 178H119V180L117 181L118 183H115V181H116ZM130 178V177H129ZM154 178V177H153ZM182 178H184V179H186L184 176L182 177ZM239 178H240V176H239ZM243 178V177H242ZM258 178V177H257ZM135 179V178H134ZM244 179H246V180H248V178H244ZM254 179H255V177H254ZM263 179V178H262ZM78 180V179H77ZM121 180H122V182H121ZM127 180H129V179H127ZM239 180V179H238ZM241 180H243V179H241ZM246 180H243V181H246ZM84 181V180H83ZM182 181H184V183H185V180H182ZM260 181H261V179H260ZM259 181V182H260ZM131 182H132V179H131ZM149 182H151V180L149 181ZM242 182V181H241ZM256 182H257V179H256ZM123 183H124V185H123ZM130 183V182H129ZM238 183H240V182H238ZM252 183H253V181H252ZM251 182H249V184H247L248 185V188L246 189V188H244L241 184V186L243 187V189H246V193H247V190H248V192H249V190L250 191H252V192H254V190H251V189H253L252 188V186H254L255 184L253 183L252 184ZM130 184H132V183H130ZM257 184H258V182H257ZM126 185V186H125ZM152 185V184H151ZM183 185H185V184H183ZM237 185V184H236ZM235 185V186H236ZM244 185V184H243ZM259 185V184H258ZM261 185V184H260ZM259 185V186H260ZM138 186V185H137ZM140 186V185H139ZM143 186V185H142ZM131 187H133V186H131ZM131 187H129V188H131ZM185 187H186V185H185ZM184 187V188H185ZM239 187V186H238ZM255 188H259L258 186H254ZM128 188V189H129ZM155 188V187H154ZM154 188H153V190H154ZM240 188V187H239ZM263 188H264V186H263ZM136 189H138V188H136ZM135 189V190H136ZM147 189V188H146ZM156 189H157V187H156ZM236 189H237V186H236ZM157 190H159V189H157ZM184 190V189H183ZM240 190V189H239ZM256 190H258V189H256ZM259 190H260V188H259ZM143 191V190H142ZM141 191V192H142ZM136 192H137V190H136ZM138 192H139V190H138ZM150 192H152V189H151V191H149L148 193H150ZM242 192V191H241ZM243 192H245V191H243ZM258 192V191H257ZM256 192V193H257ZM262 192V191H261ZM144 193V192H143ZM159 193V192H158ZM239 194H240V192H238ZM245 193V194H246ZM255 193V192H254ZM84 194L85 195H87V196H84ZM160 194V193H159ZM244 194V195H245ZM252 194V193H251ZM251 194H248L247 193V198H249V200H248V202H250V201H252V202H254V205H258V209H257V211L258 212H262L263 213V211L262 210H264V208H263V206H264V204L262 203L263 202V200H262V202H260L261 201V199L260 200H258L255 196H253V195H251ZM262 194V193H261ZM137 195V194H136ZM141 195H142V193H141ZM260 195V194H259ZM131 196V195H130ZM135 196V195H134ZM154 196H157V195H155L154 194ZM153 196V197H154ZM160 196V195H159ZM164 196V195H163ZM249 196V197H248ZM257 196V195H256ZM132 197H133V194H132ZM167 197H168V195H167ZM237 197V196H236ZM141 198V197H140ZM157 198H158V196H157ZM156 198V199H157ZM160 198V197H159ZM238 198V197H237ZM247 198H246V200H247ZM259 198V197H258ZM260 198H263V196L262 197H260ZM130 199L132 200V198L130 197ZM154 199V198H153ZM139 200V199H138ZM237 200V199H236ZM140 201V200H139ZM162 201V200H161ZM138 202V201H137ZM154 202V201H153ZM157 202V201H156ZM245 202V201H244ZM252 202H250L251 203V205L253 204ZM162 203H163V201H162ZM162 203H161V205H162ZM166 203H167V201H166ZM237 203V202H236ZM136 204V203H135ZM145 204V203H144ZM156 204H158V203H156ZM160 204V203H159ZM243 204V203H242ZM148 205H150V204H148ZM165 205V204H164ZM246 205V204H245ZM253 205V206H254ZM263 205V206H262ZM138 206V205H137ZM140 206V205H139ZM154 206V205H153ZM166 206V205H165ZM164 206V207H165ZM171 206V205H170ZM169 206V207H170ZM197 206V205H196ZM195 206V207H196ZM199 206V205H198ZM197 206V207H198ZM252 206V207H253ZM134 207V208H133ZM142 207H144V206H142ZM147 207V206H146ZM145 207V208H146ZM157 207V206H156ZM238 207V206H237ZM245 207V206H244ZM249 207V206H248ZM145 208L144 209H141V210H145ZM147 208H149V207H147ZM153 208V207H152ZM159 208H161L160 206H159ZM166 208V207H165ZM240 208V207H239ZM247 208V207H246ZM257 208V207H256ZM255 208V209H256ZM163 209V208H162ZM168 209V208H167ZM254 209V208H253ZM254 209V210H255ZM137 210H139L138 208H137ZM140 210V211H141ZM148 210V209H147ZM147 210H145V211H147ZM150 210V209H149ZM155 210V209H154ZM161 210V209H160ZM169 210V209H168ZM244 210H246V209H244ZM145 211L143 212L142 211V214L143 213H145ZM153 210H151V212H152ZM167 211V210H166ZM239 211V210H238ZM237 211V212H238ZM250 211V210H249ZM156 212V211H155ZM159 212L160 211H158V213L157 214H159ZM163 212V211H162ZM242 212V211H241ZM138 213V214H137ZM147 213V212H146ZM144 214L145 216L148 214ZM175 213V212H174ZM177 213V212H176ZM240 213V212H239ZM238 213V214H239ZM248 213V212H247ZM141 214V213H140ZM156 214V215H157ZM237 214V213H236ZM246 214V213H245ZM249 214H250V212H249ZM258 214V213H257ZM161 215H162V213H161ZM167 215V214H166ZM178 215H179V213H178ZM240 215V214H239ZM242 215V214H241ZM255 215V214H254ZM263 215V214H262ZM147 216H149V214L147 215ZM150 216H152V215H150ZM149 216V217H150ZM170 216V215H169ZM238 216V215H237ZM247 216V215H246ZM137 217H138V220H137ZM157 217V216H156ZM160 217V216H159ZM158 217V218H159ZM172 217H173V215H172ZM241 217V216H240ZM252 217V216H251ZM256 217V216H255ZM177 218H179L180 219V217H178L177 216ZM244 218V217H243ZM250 218V217H249ZM260 218V217H259ZM151 221H153V219L150 217L149 218ZM168 219V218H167ZM173 219H175V217L173 218ZM182 219V218H181ZM180 219V220H181ZM240 219V218H239ZM238 219V220H239ZM245 219V218H244ZM247 219H248V217H247ZM255 219H257V218H255ZM261 219H264V216H263V218H261ZM145 220H147V217L145 218ZM156 220V219H155ZM165 220H166V218H165ZM179 220V221H180ZM236 220V219H235ZM251 220V219H250ZM253 220V219H252ZM140 221V223H141V225H143L142 224V222ZM148 221V224L150 223L149 222V220H147ZM159 221H160V219H159ZM164 221V220H163ZM183 221V220H182ZM181 221V222H182ZM244 221V220H243ZM242 221V222H243ZM124 222V223H123ZM137 222V223H138ZM145 222V221H144ZM153 222H155V221H153ZM153 222H152V225L154 226L153 227V229L156 227V228H158V225L157 226H155L154 224H153ZM158 222V221H157ZM156 222V223H157ZM184 222V221H183ZM244 222H246V221H244ZM249 222V221H248ZM248 222H246V223H248ZM256 222V221H255ZM261 222V221H260ZM123 223V224H122ZM146 223V222H145ZM165 223V222H164ZM168 223V222H167ZM180 223V222H179ZM222 222H220L219 223V225L221 224ZM235 223V222H234ZM244 224V225H247V224ZM252 223V222H251ZM122 224V225H121ZM128 224V223H127ZM126 224V226H130L131 228H127V232H130V230H128V229H132L133 231V234H134V231H136V232H138L137 231V229L139 228L140 229V227H138L137 226V228H135L134 226L135 225H137V224H135L134 222H133V224H135L133 227L134 228H132V226L130 225V224H128L127 225ZM132 224V225H133ZM148 224H146V225H148ZM170 225H171V222L169 223ZM177 224V223H176ZM225 224H227V223H225ZM229 224H231V223H229ZM240 224V223H239ZM140 225V226H141ZM150 225V224H149ZM182 225V224H181ZM219 225H218V227H219ZM224 224H221V228L219 227V229H222V226H223ZM233 225V224H232ZM252 225V224H251ZM255 225V224H254ZM261 225V224H260ZM263 225V224H262ZM261 225V226H262ZM122 226V227H121ZM145 226V225H144ZM151 226V225H150ZM225 226V225H224ZM224 226H223V228H224ZM230 226V225H229ZM235 226H236V224H235ZM238 226H240L241 228H242V226L241 225H238ZM250 229H251V227H250V225H247ZM246 226V227H247ZM264 226V225H263ZM262 226V227H263ZM162 227V226H161ZM169 227V226H168ZM167 227V228H168ZM226 227V226H225ZM233 227V226H232ZM237 227V226H236ZM247 227V228H248ZM141 228H143L144 230H145V227H143V226H141ZM151 228V227H150ZM149 228V229H150ZM160 228V227H159ZM241 228H238V229H240V230H242ZM246 228V229H247ZM248 228V229H249ZM254 228H260L261 229V227H258V226H254ZM134 229H136V230H134ZM143 229H142V231H143ZM147 229V228H146ZM152 229V230H153ZM169 229V228H168ZM225 229H228V227L227 228H225ZM232 229V228H231ZM237 229V228H236ZM252 229H253V227H252ZM263 229H264V227H263ZM151 230V231H152ZM157 230V229H156ZM160 230L161 231H163L161 228H160ZM235 230V229H234ZM158 231V230H157ZM166 231H167V229H166ZM170 231H171V229H170ZM221 231V230H220ZM223 231V230H222ZM221 231V232H222ZM227 231V230H226ZM232 231H233V229H232ZM245 230H242V233L244 232ZM251 231V230H250ZM250 231H248V233H251ZM126 232V231H125ZM228 232V231H227ZM226 232V233H227ZM235 232V231H234ZM234 232H232L233 234H230V230H229V234L228 235H231V236H228L229 237V239L230 240H228L227 238V236H225L226 235V233L225 232H223V233H225V235L223 234V233H221V235L223 234V237L224 238H226L227 240H225L222 236V238L224 239L223 241H225L226 242V244L222 241V243H224L226 246L224 247V251L222 250L223 249V247H221V250L225 253V252H227V251H225L226 249H228V247H229V249L231 250V252H229L228 251V253L229 254H224V255H221V254H223V253H220L219 252V249H218V251H216L217 249H210L208 246H206V244H207V239H204L205 240V243H204V247H205V252L207 253V252H215L216 251V253H220V255L219 256H217V254H214V253H212V254H214V255H210L212 258V262L214 263V264H227V263H231V264H242V262H243V260H244V263L243 264H261V262L263 261V263H264V257H262L261 256V254H263V256H264V253H261V249L260 248H262L261 246H258L259 248L257 249L256 248V243H258L257 242V240H256V242L254 241V236H253V234L256 232H254L253 234H252V236L250 237V238H252L253 239V241L252 240H250V241H252V242H246V241H248L250 238H248V237H246L247 239H245V236H246V232H244L243 234L241 233V232H239L238 233V236H240V234H242L241 236H244V238L243 237H241L242 239H245L244 241H245V243L244 242H242L241 241V239H239V238H237L238 236H237V234H236V232H235V235H234ZM238 232V231H237ZM253 232V231H252ZM260 232H261V230H260ZM139 234L141 233L140 231L138 232ZM146 233V232H145ZM160 233H162V232H160ZM169 233V232H168ZM167 233V234H168ZM262 233V232H261ZM264 233V232H263ZM154 234V233H153ZM164 234H165V232H164ZM164 234H161V235H164ZM245 234V235H244ZM257 234V233H256ZM128 235H130V234H128ZM136 235V234H135ZM148 235H150V234H148ZM147 235V236H148ZM152 235V234H151ZM166 235V234H165ZM233 235V236H232ZM263 235V234H262ZM132 237H133V235H131ZM156 235H154V239L156 238V240H158L159 239V237L157 238V237H155ZM247 236H248V234H247ZM250 236V235H249ZM260 236V235H259ZM143 237V236H142ZM145 237H146V235H145ZM144 237V238H145ZM152 237V236H151ZM166 237V236H165ZM170 237V236H169ZM176 237V236H175ZM201 237H203V236H201ZM200 237V238H201ZM221 237H220V241L222 240L221 239ZM231 237V238H230ZM137 238V237H136ZM150 238V237H149ZM153 238V237H152ZM163 238V237H162ZM161 238V239H162ZM168 238V237H167ZM172 238V237H171ZM173 238H174V236H173ZM196 238V237H195ZM217 239L219 238V237H216ZM256 238H257V235H256ZM129 239V238H128ZM133 239V238H132ZM142 239V238H141ZM164 239V238H163ZM162 239V240H163ZM169 239V238H168ZM217 239H215L216 241H217ZM240 241H239V240ZM259 239V238H258ZM260 239H261V237H260ZM153 240V239H152ZM162 240H160V241H157V243L159 242V244H161L160 242H163ZM196 240H198L197 242H196V245H197V243H200V245H203L201 242L202 241H200V239H198V238H196ZM195 240V241H196ZM201 240H202V238H201ZM204 240H203V242H204ZM135 241V240H134ZM142 241H145V240H143L142 239ZM171 241V240H170ZM169 241V242H170ZM195 241L193 242L194 244H193V246L192 247H194L195 246ZM220 241H217L218 243L220 242ZM263 241V240H262ZM156 242V241H155ZM154 242V243H155ZM178 242V241H177ZM215 242V241H214ZM217 242H216V244H217ZM232 242H234V243H236L237 244V248H234L235 246H233L232 244H234V243H232ZM156 243V244H157ZM171 243H173V242H171ZM230 243V244H229ZM232 243V244H231ZM243 243V244H242ZM140 244V243H139ZM150 244H151V242H150ZM149 244V245H150ZM163 245H165V248H167L166 246H168L167 244H168V242H163L162 243ZM208 244H209V242H208ZM220 244V243H219ZM223 244V245H224ZM228 244V245H227ZM235 244V245H236ZM254 244H255V246H254ZM137 245V243L135 244V246ZM152 245H153V243H152ZM175 245V244H174ZM222 245V246H223ZM230 245H232V249H234V251L235 252H238V253H240V255H235L234 253H233V251H232V249L230 248L231 246ZM138 246H141V245H138ZM145 246V245H144ZM154 246H157V245H154ZM162 246V245H161ZM171 246V245H170ZM173 246V245H172ZM203 247V246H202ZM202 247L200 248V249H202ZM227 247V248H226ZM144 248V247H143ZM162 248H164L163 246H162ZM172 248V247H171ZM207 248H209V250L210 251H208V250H206ZM135 249H136V247H135ZM139 249H141V248H139ZM150 249V248H149ZM155 249V248H154ZM178 249V248H177ZM194 249V248H193ZM193 249H190V253H191V251H194ZM263 249V248H262ZM117 250H119L120 251V253L122 252V255L124 256H122V258H119L117 255H119V253H116V252H118ZM142 250V249H141ZM144 250V249H143ZM166 250H168V249H166ZM195 250H196V248H195ZM198 250V249H197ZM211 250H213V251H211ZM239 250H241V252L239 251ZM258 250L260 251V253L258 252ZM159 251V250H158ZM157 251V252H158ZM164 251V250H163ZM169 251V250H168ZM181 251V250H180ZM200 252L199 253H202V255H203V253H204V255H205V258L207 259V262L209 263L210 261L208 260V259H210V258H208V255L210 254V253H205V252H202L201 250H199ZM143 252V251H142ZM165 252V251H164ZM178 252V251H177ZM182 252V251H181ZM185 252V251H184ZM187 252V251H186ZM198 251H196V252H194V253H192L193 254V256L192 255H187L188 257H190V259L193 257V258H196L197 259V257H198V253H197ZM262 252H264V251H262ZM138 253V252H137ZM145 253V252H144ZM155 253H156V251H155ZM158 253H160V252H158ZM189 253V252H188ZM196 253V256L197 257H194L195 254ZM237 253V254H238ZM142 254V253H141ZM153 254V253H152ZM168 254V253H167ZM176 254V253H175ZM178 255L177 256H179V253H177ZM236 256V257H234V255ZM145 255V254H144ZM156 255V254H155ZM160 255V254H159ZM161 255H162V253H161ZM164 255V254H163ZM173 255H174V253H173ZM182 255H183V253H182ZM182 255H180V256H182ZM225 255H228V259L229 260H227V256L225 257V258H222V257H224ZM148 256H150L149 254H147V257ZM154 256V255H153ZM166 256V255H165ZM169 256V255H168ZM172 256V255H171ZM176 255H174V257H175ZM187 256H185V254H184V260H186L185 258H187ZM207 256V257H206ZM209 256V257H210ZM238 256H241L240 258H242L241 260H242V262L240 261V258L238 257ZM183 257V256H182ZM200 257V256H199ZM199 257H198V260L196 261L197 263L196 264H198V263H200L201 261L203 262V260L205 259H201V261L199 260ZM263 258V260H262V258ZM142 258V257H141ZM162 258V257H161ZM167 258H171L170 256L169 257H167ZM172 258H173V256H172ZM179 258V257H178ZM178 258L176 257L175 258V260H178ZM192 258V261H190V260H186V262L185 263H187L188 261L189 262H191V264L194 262L193 259ZM201 258V257H200ZM151 259V258H150ZM152 259H153V257H152ZM165 259V258H164ZM182 259V258H181ZM195 259V260H196ZM221 259H223V260H221ZM225 259V260H224ZM155 260V259H154ZM174 260V261H175ZM160 261V260H159ZM159 261H157V262H159ZM168 261H169V259H168ZM180 261V260H179ZM182 261V260H181ZM225 261H228L227 263H225ZM143 262V261H142ZM155 262H156V260H155ZM165 262V261H164ZM171 262H173V261H171ZM170 262V263H171ZM189 262H188V264H189ZM207 262H204V263H202V264H206ZM166 263V262H165ZM177 263V262H176ZM207 263V264H208ZM162 264V263H161ZM173 264V263H172ZM195 264V263H194ZM211 264V263H210Z\"/></svg>", "mask_w": 264, "mask_h": 264}]
</instances>
